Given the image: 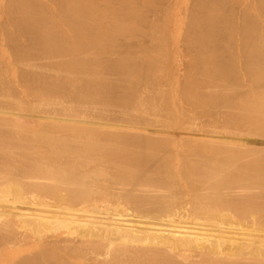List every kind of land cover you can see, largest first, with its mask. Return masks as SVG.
<instances>
[{"label": "bare ground", "instance_id": "bare-ground-1", "mask_svg": "<svg viewBox=\"0 0 264 264\" xmlns=\"http://www.w3.org/2000/svg\"><path fill=\"white\" fill-rule=\"evenodd\" d=\"M31 1H33V0H31ZM34 1H36V0H34ZM42 1H44V0H42ZM76 1H77V3L79 2L78 0H76ZM104 1L106 3V0H104ZM110 1H112V0H110ZM119 1L120 0H118V2ZM130 1L133 2V0H130ZM138 1L141 4L140 0H136L135 2H138ZM145 1H147V0H145ZM185 1H183V3ZM211 1H209L208 3L211 4ZM213 1H212V3H215ZM238 1L241 2L240 0H238ZM0 2L2 3L1 0H0ZM13 2H15V1L13 0ZM16 2H17V4H19L18 0H16ZM26 2H27V0L25 1V3L23 2L24 4H21L22 0H20L21 7L23 5H26L24 8L25 12L29 11V10L26 11V8L30 7V5L27 6L28 2L27 3ZM44 2H48V4H49V1H44ZM52 2L54 3L53 0H52ZM72 2H73V0L70 1V4ZM81 2H83V1H81ZM85 2H87V4H88V0L84 1V4H86ZM120 2H119V5H120ZM151 2H154V1L151 0ZM157 2H158V0H157ZM157 2H155V4ZM166 2L167 1H165L164 3L165 4L169 3V1L167 3ZM170 2H171V5H173L172 1H170ZM174 2H176V1H174ZM196 2L197 1H195V3ZM236 2H237V0H236ZM239 2H237L238 3L237 7L239 6ZM250 2L255 3L254 1H250ZM3 3H2V5H3ZM5 3L7 4L10 2L8 0L6 2V0H5ZM5 3L3 6H6ZM35 3H37V2H35ZM58 3H59V1H58ZM74 3L76 4V2H74ZM90 3H91V1L89 2V4ZM92 3L94 4V3H96V1L92 2ZM99 3H101V2L99 1ZM107 3H108V1H107ZM122 3H124V1H122ZM127 3L129 4L128 0H127ZM145 3H147V2H145ZM159 3H158V5H159ZM180 3H177L176 9L178 7L180 8V5H179ZM208 3H206V4H208ZM217 3H218V0H217ZM222 3H223L222 9H225L224 5L226 4V6H227L228 4L225 2H222ZM231 3L236 5L234 3V1L233 2L231 1ZM40 4H41V2L39 4L37 3V5H36L37 7L34 9H37ZM63 4H65V2ZM75 4H73V6L75 8L77 7V5H81V3H78L77 5H75ZM93 4H91V5H93ZM102 4H104L103 1H102ZM106 4H105V6H107ZM112 4H114V6H115V1L114 2L112 1L109 5H112ZM142 4H144V3L142 2ZM198 4H196L197 7H199ZM10 5L12 6L13 4L11 3ZM51 5H50V7H52V9H53L54 6H51ZM66 5H64V6L62 5V6L65 8ZM116 5H118V3ZM134 5L137 6V3ZM160 5H161L160 8L163 10L162 2ZM184 5L186 8L188 6V13H190L191 12L190 9H192L194 7V6L189 7V5L186 6L185 3L183 4V7H184ZM209 5H208V9H209ZM234 5L231 6V8L234 7ZM254 5H256V4H254ZM257 5H258V3H257ZM3 6H2L1 10L4 12ZM15 6H13V7H15ZM57 6H60V5L58 4ZM57 6L55 5V7H57ZM87 6H88V8L90 7L89 5H87ZM95 6L98 7L97 3ZM114 6H113V9L114 8L116 9L118 7V6L117 7H114ZM123 6H126L125 3ZM130 6H132V5H130ZM163 6H165V5H163ZM173 6H175V5H173ZM203 6H204V3L202 4V7ZM216 6L217 5H215V7ZM245 6H247V3L245 4ZM249 6L250 5L248 4V7ZM262 6H264V5H262ZM8 7H10V6H8ZM21 7L19 6L18 11L22 10V9H20ZM61 7L59 9H61ZM66 7H68V6H66ZM74 7H73V9H75ZM86 7L80 6V9L81 8L85 9ZM102 7H104V5H102ZM132 7L135 8V6H132ZM152 7H153V10H150L151 7L149 8V6L146 7V10H147V8H149V11H151V12L155 11L156 12V10H154V5ZM169 7H171V6H169ZM204 7H205L204 9H206L207 6H204ZM248 7H247V9H248ZM5 8H7V7H5ZM40 8L43 10L44 6H43V8L42 7H40ZM64 8H63V10H64ZM69 8H68V10H69ZM88 8H86L85 10L88 11ZM91 8L94 9V7H92V6H91ZM91 8H89L90 11H91ZM107 8L108 7H106L105 9L107 10ZM109 8H110V9H108V10H110L109 13L111 12L110 14H112L113 10L111 9V6ZM133 8H131V10ZM157 8H159V7H157ZM166 8H167V6L165 7V9ZM8 9L9 8H7L6 10L8 11ZM27 9H29V8H27ZM105 9H102L101 11L104 10L103 12H105ZM121 9H123V8H121ZM126 9L124 10L125 12H126ZM128 9H130V8L128 7ZM139 9L142 10L141 8H139ZM144 9H145V7H144ZM171 9H173V8H171ZM176 9L174 8V10H176ZM200 9L202 10V8H200ZM210 9L211 10L213 9V11H214L215 8H212V6H211ZM218 9H220V8H218ZM252 9H253V7H252ZM262 9H264V8H262ZM1 10H0V15L2 16ZM46 10H47V8H46ZM49 10H50V8H49ZM53 10H55V9H53ZM75 10H77V8ZM75 10L71 9L70 12L71 13L74 12V14H76ZM96 10H97V8H96ZM119 10H118V12H119ZM158 10L159 9H157V11ZM194 10H195V8H194ZM232 10H230V12L235 11L234 9H232ZM239 10L241 11V7ZM254 10H255V8H254ZM258 10H260V9H258ZM11 11H15V10H11ZM39 11H41V10H39ZM50 11H49V13H51ZM65 11H67V10H65ZM90 11L87 12V13H89V14H86L87 16L84 15L85 11L79 12L82 15H84L86 18H84L83 16L81 17V14L77 15V14H79V13H77L76 15L78 17L80 16L79 21L82 20V19L80 20V18H84L85 21L87 19L86 22H88L89 19H90V21H92L93 17H94L93 15H95L96 13L99 14L100 10L99 11L97 10L98 12L96 11V13H94L95 10H93L94 14H91L92 12H90ZM101 11H100V13H101ZM121 11H123V10H121ZM133 11H134V9H133ZM133 11H130V12L133 13ZM149 11H147V12H149ZM171 11H172V15H173V13H175V12L173 10H171ZM203 11L204 10H202L201 12H203ZM240 11L238 12V14L240 13ZM243 11L241 12L242 14H243ZM255 11H257V10H255ZM261 11H260V14H261ZM29 12H27V13L29 14ZM36 12H38V10ZM36 12H35V14H36ZM54 12H56V11H54ZM106 12H108V11H106ZM125 12L124 13L119 12V14L122 13V15L120 16L121 17L120 19H122L125 16V14H127L129 11H127V13H125ZM134 12L137 13L139 11L135 10ZM184 12L185 11L183 8V14H184ZM198 12H199V10H198ZM198 12H196L197 15H198ZM221 12H222V10H220V13ZM223 12H224V10H223ZM223 12H222V14H223ZM225 12L228 13L229 11L228 12L225 11ZM235 12H237V11H235ZM262 12H264V11H262ZM22 13H24V12H22ZM43 13H45V10L43 11ZM49 13H47V15ZM60 13H62V11ZM194 13H195V11H194ZM207 13H204V14L206 15ZM12 14L13 13H11V15ZM19 14H20V12H19ZM56 14H57V12H56ZM58 14H59V11H58ZM98 14L96 15V19L98 17L97 20H99L101 18V15L100 14L98 15ZM119 14H117L116 18L119 17L118 16ZM135 14L133 13L134 16H135ZM151 14L153 15V13H151ZM151 14H149L150 17L152 16ZM165 14H167V13H164V15ZM209 14H212V13H210V10H209ZM229 14L230 13H228L227 15H229ZM245 14L246 13L244 11V15H241V16H244L246 18ZM248 14H246V15H248ZM257 14H253V15H255L254 18L256 17ZM6 15H8V14H6ZM31 15H33V14H31ZM31 15H28V17ZM39 15H40V13H39ZM44 15L47 16L46 13ZM44 15H42V16H44ZM67 15L69 16L71 14L67 13ZM67 15H65V16L68 19ZM106 15L107 14L105 13L104 16L107 17ZM114 15H116V11H115ZM133 15H128L127 18L126 17L123 18L122 21H124L125 23H123L122 21H119L118 19H117V21L115 20V22L113 21V24L116 22H117L116 24H118V22H120L119 26L118 25L114 26L112 24V27H110L111 26L109 23L110 20L108 18L106 19V22H102L100 20L102 23L109 25L107 28H106V26H105V28L99 27L102 29H106L105 32L110 30V29L112 30L113 27L114 28L117 27L114 30L116 32L119 31L118 33H120V29H121L120 27H122V28H124V32L122 30V33H125V34H121V33L117 34L115 32L114 33L115 36H113L112 34L114 31L113 32L111 31V33L108 34V35H111V36H109L108 39H107L108 35H105L106 37H103L105 39H101L100 36H102V34L100 36H98V34H97L98 37L95 36L93 38L96 40L97 39L99 40V37H100L101 42L104 43V42H108L107 40H109L111 37L112 38L114 37L113 45H115L114 44L116 42L115 40L119 39V37H121V35H123L122 40H124L123 37L126 36L125 31L127 30L128 27L130 30H132V35L135 34L134 32H136V31L133 32L132 28L139 26L138 21L141 20V17L137 16L136 18H140V20L139 19L135 20V21L130 20L131 21V23H130L128 18L130 16L133 18L134 17ZM137 15H141V14L138 13ZM160 15L162 18V14H160ZM167 15L169 17V13ZM167 15H165V16L167 17ZM192 15H194V14H192ZM197 15H196V17H197ZM200 15H201V13H200ZM231 15L232 14H230V16H229L230 18H232ZM234 15L235 14H233V18H234ZM261 15L263 16V14H261ZM17 16H18V14H17ZM19 16H20L19 18L21 19V17L23 15L22 16L19 15ZM42 16H38V17H42ZM61 16L63 17L64 15H61ZM65 16H64V18H65ZM88 16H90L91 18L89 17V19H88ZM99 16H100V18H99ZM143 16H145V15H143ZM181 16L183 17V15H181ZM184 16H185V14H184ZM209 16L210 15L207 16L208 17L207 20L205 19L207 22L211 17V16L210 17ZM220 16L224 17V15H220ZM48 17L49 16H47L46 18H48ZM51 17H49V18H51ZM54 17H55V15H54ZM76 17H73L72 19H74ZM102 17H103V15H102ZM157 17L158 16H156V19H157ZM168 17L167 18L164 17L165 20L168 19ZM202 17H204V16H202ZM223 17H222V19H223ZM237 17H238V15H237ZM244 17H242V18H244ZM3 18H5V17H3ZM6 18H7V16H6ZM10 18H11V16L8 17V20L7 19L6 20L9 21ZM19 18H18V20H19ZM26 18H27V16H26ZM34 18H35V16H34ZM64 18H61V19H64ZM116 18L114 17V19H116ZM132 18H130V19H132ZM144 18H146V17H144ZM144 18H142V20ZM152 18H153V16H152ZM152 18H151V20L153 21ZM161 18H160V20H162L164 22V20ZM174 18H175V16H174ZM176 18L178 20L179 17L176 16ZM176 18L175 19L172 18V20H171V21H173L172 24L174 22H176V24L179 22V20H178V22L176 21ZM183 18L182 19L179 18V19L181 21L186 19V17H185V19H183ZM204 18H206V17H204ZM204 18H202V19H204ZM233 18H232V20L234 21ZM262 18H264V16ZM12 19H14V17ZM12 19H11V21H12ZM22 19H23V17H22ZM44 19L42 18L40 20L43 21ZM51 19L54 20V18H51ZM58 19H57V21H58ZM94 19H95V17H94ZM110 19L114 20L113 17H111ZM125 19H126V21H125ZM198 19H199V16H198ZM200 19H199V21H197V18H196V21L200 22ZM215 19H216V17H215ZM215 19H213L214 22H215ZM239 19H241V17H239ZM257 19H256V21L261 20V16L259 17L258 20ZM25 20H27V19H25ZM142 20L140 22L141 24H142ZM144 20H147V19H144ZM160 20H158V21H160ZM187 20L188 19H186L185 21L187 22ZM217 20H220V19L217 18ZM44 21H46V20H44ZM47 21H49V20H47ZM64 21H66L64 23L70 22V20H64ZM93 21L91 22L90 25H92ZM100 21H99V23H101ZM167 21L168 20H166V22ZM201 21H203V20H201ZM210 21L213 22L212 20H210ZM220 21H216V23H218ZM229 21H230V19H229ZM244 21H247V19H245ZM4 22L6 24V21H3V23ZM15 22H17V20ZM30 22H31V19H30ZM34 22H35V20L33 21V23ZM37 22L42 24V22H40L38 20H37ZM52 22L50 20V23L49 22H44V23L50 24L49 28H52L53 26H56V24H55L51 27ZM71 22H73V23H69V24H74L73 20H71ZM127 22L130 23L131 26H132V22H136V23H138V25L133 23V25L135 27L130 28V24L128 26L126 25ZM144 22L145 21H143V23ZM207 22H202L201 27H203L202 25H204V23H206V25H207ZM226 22H228V20L225 21V23ZM0 23L2 24V20H0ZM9 23L10 24L7 23L8 25H5V24L4 25L8 27L9 25H11V22H9ZM77 23L80 24L81 22H77ZM95 23H96V20L94 21L93 24H94V27L97 28L98 25L95 26ZM147 23H150V22L147 21ZM154 23L156 25V22H153V24ZM160 23L161 22H159V24ZM182 23L180 24L181 26H182ZM193 23H191L192 24L191 29L193 26L196 25V23H194V25H193ZM237 23H238V20H237ZM246 23H247L246 27L248 28V26H249L248 22H246ZM18 24H21V26H22L23 22H21V23L18 22L17 26H18ZM58 24H59V21H58ZM63 24H62V26H63ZM122 24H124L125 26H122ZM159 24H157V26H159ZM167 24H165V25L167 26ZM176 24H173L172 26L176 27ZM220 24H222V23H220ZM220 24H216V27ZM226 24L229 25L228 23H226ZM254 24L256 25V23H254ZM259 24H260V22H259ZM2 25H0V26H2ZM15 25H16V23H15ZM26 25H27V23H26ZM64 25H66V24H64ZM85 25L88 26L87 24H85ZM90 25L87 29H89V32H90V30L93 29V32H94V27L93 26L91 27ZM147 25H144V27H146L147 29H152L151 26L149 27L150 24L148 25L149 28L147 27ZM151 25H152V23H151ZM165 25L164 24L162 25V23H161L162 27L163 26L165 27ZM177 25H179V24H177ZM210 25H212V24H210ZM231 25H233V24H231ZM238 25H236L237 28L239 27ZM251 25H253V23ZM36 26H37V24H36ZM45 26H47V25H45ZM60 26H61V24H60ZM60 26H58L59 29L61 28ZM78 26L83 27L81 24ZM172 26H171V28H172L171 30L173 31ZM197 26H198V24H197ZM243 26H245V25H243ZM2 27H4V26H2ZM9 27H11V26H9ZM31 27H32V25H31ZM58 27H57V29H58ZM69 27L71 29V26H69ZM90 27H91V29H90ZM139 27L137 28L139 30H137L135 28L137 30L136 34L138 33V36H140L141 34L145 35L144 32H146L147 29H144V27H142L141 30L144 31L142 33ZM168 27L169 26H167L166 28L169 29ZM178 27H180V26H178ZM189 27L190 26H188V28ZM199 27H200V23H199L198 28H196V30H198ZM226 27H228V26H226ZM229 27H232V26H229ZM38 28H40V27H38ZM44 28L46 29V27H44ZM62 28H64V26ZM77 28H79V27H77ZM215 28H214V30H215ZM222 28H224V27H222ZM247 28H246V30H247ZM253 28H255V27H253ZM259 28L261 30H263V28H261V26H259ZM1 29H0V36L2 33ZM5 29H6V27H5ZM5 29H3V30H5ZM14 29H12V31ZM19 29H21V27H19ZM24 29H28V31H30L29 29H31V28L30 27L29 28L24 27ZM64 29L66 30V28H64ZM85 29H86V27H85ZM102 29L101 30L99 29L100 33H101V31L102 32L104 31ZM182 29L183 28L181 27V31H182ZM208 29L212 30V27H210ZM232 29H233V27H232ZM232 29L229 28V30H232ZM33 30H37V29L34 28ZM38 30L35 32H38ZM79 30L81 32V29H78L75 31H73L71 29L73 35H76V33L74 34V32H79ZM187 30L188 29H186V32H188ZM189 30H190V28H189ZM194 30H192V31H194ZM201 30H202V28H201ZM204 30H205V28H204ZM261 30H260V33L262 32ZM8 31H11V30L8 29ZM14 31H16V30H14ZM17 31H16V33H17ZM40 31L43 32V30H39V33H41ZM48 31H50V29ZM138 31H140V34ZM152 31H154V30H151L150 32H152ZM156 31H158V29L151 33L153 39L156 38V37H154L155 34L156 35L158 34V33H156ZM162 31L163 30H161V27H160V32H162ZM176 31H179V33H180V30L177 29ZM176 31L174 33L177 36L178 34H176L177 33ZM202 31L198 30L200 37L201 36L205 37L204 36L205 34L208 35L207 33L211 32V31H209V32L204 31L206 33H204V32L202 33ZM45 32H46V30H45ZM82 32L85 35L86 32L84 31V29ZM82 32L80 33L81 34L80 36H82ZM93 32L92 33L87 32V33H88V35L89 34L92 35ZM96 32H98V31H95V33ZM128 32H130V31H128ZM150 32H149V34H150ZM160 32H159V34H160ZM167 32H166V34H167ZM171 32L169 31L170 34H172ZM186 32H184V33H186ZM198 32H195V34L196 33L198 34ZM219 32H220V30H219ZM235 32H236V28H235ZM7 33H9V36H10V32H7ZM7 33L5 32L4 34H7ZM25 33L23 32V34H25ZM51 33H53L52 30H51ZM169 33L167 35H169ZM211 33H213V32H211ZM223 33L224 32H222V34H221L222 36H223ZM231 33H232V31H231ZM239 33H240V31H239ZM239 33H238V35H239ZM253 33H255V31ZM23 34H21V35L23 36ZM27 34H29V33H27ZM46 34H49V33H46ZM64 34H65V32H64ZM103 34H104V32H103ZM130 34H131V32H130ZM146 34L149 35L148 33H146ZM180 34H182V32ZM189 34H190L189 36H191V33H189ZM195 34H194V36L197 35V34L196 35ZM202 34H204V35H202ZM218 34H220V33H217V38H218V36L221 37V35H218ZM225 34L226 33H224L223 37H225ZM12 35H14V34H12ZM31 35L33 36V34H31ZM39 35L37 33V37ZM52 35L54 36V34H52ZM56 35H57V31H56L55 36ZM61 35L62 34L59 35L60 37L58 39L61 38ZM88 35L87 34L85 35L87 37L85 40L84 39H81V40L84 42L87 39L91 41V37H89L90 38L89 39ZM93 35H95V34H93ZM117 35H119V37L115 39V37H117ZM132 35L130 37L129 34H127L126 37H128V38L130 37V38H129V40L127 38H125V40L127 39L128 43H130L129 41H131V38L134 37V35L133 36ZM162 35L161 34H160V36L158 35L159 38ZM184 35L186 36V34H184ZM192 35H193V33H192ZM199 35H197L198 42H200L199 41L200 39L198 38ZM246 35L247 34H245V36ZM26 36H28V35H26ZM26 36H23V37H26ZM69 36H68V38H70ZM135 36H137V35H135ZM149 36H151V35H149ZM187 36H188V34H187ZM10 37L13 38L12 36H10ZM19 37H20V34H19ZM19 37H17V38H19ZM34 37H32L33 41L36 39V38L34 39ZM42 37H44V36H42ZM74 37L72 36L71 39ZM214 37H215V35H214ZM214 37L213 38H212V36L210 37L211 42H212V39L214 42ZM226 37H229V34ZM242 37H244V36L240 37L241 40H242ZM250 37H249V40H250ZM258 37H259V33H258ZM22 38H21V43H23ZM66 38L67 37H65V39ZM77 38H78V36L75 37L74 39H77ZM112 38L110 39L111 41H112ZM140 38L138 37V39H140ZM194 38H196V37H194ZM217 38H215V40H217ZM236 38L234 36V40H236ZM46 39H48V38H46ZM54 39H57V38H54ZM62 39L63 38H61V40ZM134 39L137 40V38H135V37H134ZM142 39L143 38H141V40ZM149 39H151V38L149 37ZM229 39L231 40L232 38L229 37L227 40H229ZM244 39H246V38H244ZM260 39H261V37H260ZM5 40H6V38H5ZM26 40H28V39H26ZM30 40H31V38H30ZM37 40H38V38H37ZM37 40H35L34 42H36ZM49 40H50V36H49ZM49 40H46V41H49ZM66 40H62V41H66ZM78 40L80 41V38H78ZM78 40L75 41L76 45H77L76 42ZM88 40L86 41V44L88 46L85 45L83 47L86 48V46L90 47V46L94 45L92 48H88V49H91V50L93 49L92 51L94 52V47H95L96 51L94 52V54L98 55V53H97L98 52V50H97L98 46H96L97 42L94 41V42H96L95 43L96 45H95L94 42L91 41V42H93L91 45L90 41H88ZM165 40L166 39H164L163 41L166 42ZM207 40H209V39H207ZM262 40H263V38H262ZM262 40H260V41H262ZM18 41L16 43L14 42L12 44L13 45L14 44L16 45L17 43L20 44V42H18ZM38 41L40 42V40H38ZM41 41H42V39H41ZM58 41H60V40H58ZM67 41H70V40L68 39ZM71 41H73V40H71ZM79 41H78V44H79ZM111 41L109 42L110 48L108 47L107 43H104L108 47V54L103 53V55L101 54L102 56H100V55L95 56V57H97V61L92 59L94 56L92 57L91 55H94V54H85L86 50L85 51L83 50L85 53H82V48H83L82 44L83 43L80 44V46L77 45L78 47H81V50H80L81 53L78 51L79 54L77 53V55H76V53H74L75 49L74 50L72 49L73 51H71V49L68 50V52H71V53L73 52V54L76 55V57H77L76 58V57H74L75 55L74 56L68 55L70 53H68L67 54L68 56H67L66 55L67 51L64 50L63 47H61V45H63L62 43H61V45H59L60 42H58V45H59L58 48L61 47L62 51L63 50L65 51V52L63 51L64 53L62 55H59V53L61 52L60 51L58 53L59 56L58 57L56 56V54L58 52V48L55 49V50H57V52H56V51H54L53 47H56L57 45H53V47H52V51L54 53L56 52L55 57H54V54L52 56L50 55L51 53H53L52 51L48 52V53H50V54H48V55H50V58L51 57H54V58L50 59L49 57L46 58V56H47L46 54H45L46 56L42 55L45 58V60L49 59V61H51V63L53 62L51 64L49 61L46 60L48 63H50V66H51L50 68H49V65L46 66L48 64L46 62H45L46 63L45 65H43L44 64L43 62H42V65L41 64H35V63L41 61V59L43 57H41L39 60L32 59L33 61L36 60L35 63H33L31 60L30 61L26 60L24 62L26 56H25V58H22L21 61L19 60L20 62H18V57H19L18 54H17L18 57H16L17 60H16V58H13V57H12L13 58L12 60L11 59L10 60H7V59L4 60L3 56H2V59L0 58V75L3 74L4 71L6 73V70H8V68H10L11 73L14 72V70H13L14 66L13 65H15V69H16L17 63L18 64L20 63L19 65H21V62H23L22 63V64H24L23 67H21L22 65L17 66V68L20 67L22 69V68L26 67V63L32 62L31 65L27 64L29 66L28 70H31L32 68H34L33 67V65H34L36 67L34 69L38 68L37 70L40 69V71H42V72L44 71L45 73L43 72L44 74L42 76L39 75L40 78H38L39 80L41 79V81H39V82L40 83L42 82L43 84H40L37 82V85L40 84V85H44V87H47V88H45V90L43 88V91H42V89L39 88L40 85H38L39 89L34 85L37 88V90H36V88L32 87V90H33L32 91L30 88L29 90H31L33 92L31 94V93H28L29 91H27L25 89V91H27V92H26V94H24L25 92L23 93L24 90L22 88L24 86V84L22 86V83L20 84V82L18 81L19 85L22 86V87L19 86L22 89V90H20L18 88V86H16V84H18V83L13 82L14 80H10V82H6V84L10 83L14 87H16L19 90V91L18 90L15 91V92H17V94H15V93L11 94L12 92L8 93V91H10V90L5 89V88H3V89H5V91L8 90L7 92H4L5 94H2L3 92H0V95L2 94L0 96L1 97L0 100L1 99L3 100V98H4V101H7V102L3 101L4 103L2 102V104H0V264H264V90H262L264 88V85L260 84L263 86V87L262 86L260 87V85L257 84L256 88L259 87L258 92H257V89H255V91H253L254 89L251 88V83H253V82L254 83H264V56H263L264 54H262L264 52L263 51L264 50L263 42H261L263 45H260V46H258V45L253 46V44H254V43L252 44L253 41H250L252 44V45L249 44L250 46L235 47L234 46L235 44L233 41V44H234L233 46H225V45L223 46V44H221V45H219V47H217V46L215 47L214 44H216L217 43L216 42L213 44L212 48H209L213 51L219 50V52L221 50H223L226 53V54H221L222 53V51H221V53H219V54H212V55L210 54V55H208L209 57H211V56L212 57L213 56H218V57L220 56L221 57V56H225V55L231 56V57H229V58L227 57L223 61L224 64H221V63L219 64L223 69L220 68V70H222V71H221L220 75L217 73V78L219 75V77L222 80L219 79V81H218V79L217 78L215 79V77H214L215 80L213 79L214 80L213 84L215 85V81H218V82L221 81L222 83L220 85L218 84L220 86V88L218 87V85L211 86V87L209 85L211 90H209L207 92L208 95L205 97L207 99L204 100L205 101L204 106L202 107L201 110H199L200 111L199 114L201 116L202 115L201 113L204 112L203 111L204 109H206V111L208 110V112H211V109H214V110L216 109L215 111L213 110L214 113L218 114V116H219V114H222L223 118L225 117L224 120L225 119L229 120L230 118H232V116L234 117L233 114H232V116H230V114H231V111H229L230 109L232 111L236 110V109H238L240 111L239 108L232 109L234 106V103L233 104L231 103L232 102L231 100L237 98L236 94L239 95L240 91H241L240 88L243 87L240 84V82H242V81H240V77H238L237 74L234 75L237 59L235 60L236 57H232V56L240 55V53L238 54L236 51V50H240V49L242 51L243 50L244 51L249 50V52L250 51L251 52H253V51L262 52L261 53L262 57L258 56V57H260L258 59L256 56V59L260 60L259 64L255 63V65H254L252 63L254 61H251V62L249 61L250 63L249 64L247 63L248 67H246L247 64L244 63L245 59L244 60L242 58L240 59V61L241 60L243 61V65H241V64L240 65L243 66V68L246 67L245 71H246V69H248V72L250 71V73L244 71V75H245V73H247L245 80L250 79L251 83H250V81L247 80L250 84V86H249V84H247L246 81H245L246 83L244 82L245 84H247L246 88L248 86L247 89L245 88L246 90H248V93L246 92L247 94H244L243 90H242V93L240 94L241 97L243 95H245L244 96L245 98L244 97H243V99L241 98L243 101L242 100L240 101L241 102L240 106L243 108L242 111L244 113H243L242 119L238 120V121H241L242 122L241 124L244 125L243 124L244 122L246 123L248 120H251L252 118L254 120L255 117H259L257 120L251 122V123H254L252 125V127H254V128H252V127L250 128V126H249L250 124L246 123V124H248V126H247L248 128L246 127V125H244V128L241 127V129H240L239 126H241V125H240V123L237 122L239 124V126H237L238 128L236 126L232 125V126L237 128V129L235 128L234 130L232 128V131L226 130V129H229L228 127H226V129H225V127H223L224 129L217 127L219 130L221 129L223 132H224V130H226V132L221 133V130L220 131H218V129L216 130L215 125H214L215 129L212 128L211 126L210 127L207 126L208 123H210L209 125H211V120L208 123L206 122V120H208V118L210 116H212V115H210V113H209V117L205 118V120L203 119L202 122L198 121L199 118H194L193 116H190V121H187V119H186L188 117V115H187V117H185V119H186L185 121L187 122V123L186 122L185 123L187 125L185 124L184 129L182 128L179 132H177L175 129H166V128L172 127V123H171L172 120L171 121L169 120L170 118H172V116H170V114H168L171 111H169L166 108L167 105L166 106L164 105V107L162 105L163 103L161 105H158V104H156L157 103L156 101L151 100V98H148L145 95L143 97H146V99H148V101L145 105V107L148 105L147 108L143 107V104L145 103V102H143V100H141L143 102V104H142V102H141V104L139 103L140 97H138L139 102L137 101L139 103V105H138V103H135V100L137 98L136 99L133 98V100H134L133 103L135 105H137V107L136 106L131 107L130 105L132 103H131V101H129V103H131V104H129L127 102L126 106H127V104H129L128 108H127L124 105V100H122V98H121V102L123 101V105L125 107L120 102V99H118L119 102L116 100V98L118 97L116 95H119V94H116L115 91H112L115 93V95H113V96H116L113 99H115L117 101V103H116V101H114L115 104H113V106L116 107V104L121 103L122 107H124L126 109L124 110V108H119V109H122L123 111H121L119 109L117 110V107L121 106L120 104L117 105V107L115 108V107H112V104L110 105L107 102L106 103L107 105L104 104V106L109 108L107 111V114L106 115L103 114L104 117H102V115L101 116L98 115L100 117L96 116L97 112L99 110L102 113H105L104 112L105 110H101V108H100V107L105 108L103 105H101L104 102L100 104V102H102L100 97H102V96L103 97L105 96V98L107 97L105 95V93H104V95H100L98 97L97 92L100 91L99 83H98V85H99L98 90L99 91L96 92L97 89L95 88L96 89L95 90L93 87V86H95V84L92 83L93 80L95 78H96L95 80L98 79L97 78V75H98L97 71L98 70H96L97 67L100 69V66L101 67L103 66V68H101L103 70L100 69V71H102V72L98 71L100 73L98 76L100 78L104 77L103 79L106 78L107 81L109 80L112 83V85L114 86V88H115V85H117V84L120 87H122L124 84L130 83L131 86L132 85L137 86L136 89L142 88V90H146V93H148V91L151 92V94H152V92H153V94L154 93L155 94L160 93V96H159V98H160L162 96L161 86L163 84V83L161 84V82L164 78H162V77L160 78L159 75L151 73L152 71H150V70L152 68L154 69L156 67L155 69H157V71L159 72V70H161V68L163 69L162 64L163 63L165 64V62L161 63L160 61H166L168 59V61L170 62L169 58L172 55V53H170L171 55L169 56V58H166V60H163V57H164V59H165V56L167 57V55L164 54L167 51L164 52L162 49H159V51L162 50L164 53H163V57H161L162 54L159 53L161 56L158 54V56L156 58L159 57V59L160 58L161 59L156 60V61H158L159 64L161 63L162 66H159V68H160L159 69L158 68L159 64L156 61H154V63L156 62V66L154 64L155 67L154 66L152 67V63H151L152 60H150V58L151 59L153 58L154 51L156 54V52L158 51V48H161L162 45H161V47H159L158 46L159 44H157L158 43V41H157L156 43H154V45H155V48H154L153 44H150V46H148L147 44H149V43L146 42L147 40L146 41L142 40L143 42L144 41L145 42L144 43L140 42V43H142V44L147 43L145 45H147L148 48L145 46L146 47L145 50L147 49L149 54L152 52V50H151L152 48L149 49V47L154 48L153 52L149 55L151 57L148 58L142 54L144 56L143 59L145 58L146 60H142V58H141L142 55H141V57L139 56L142 60L143 66L145 65V67H146V69H145L146 71H144L143 69H141L142 63L139 64V66H141V67L137 68V62L141 61V60H138V56H137L138 54L140 55L142 53L141 51H139L140 47H136V48H138L137 50L141 53L137 52V55H135V56L132 55V51H133L132 48H135V47H130L132 49V51H131V49H129V48L125 49V46L127 45V44H125V46L123 48V49L127 50L128 52L130 51L131 55L134 56V58L136 60H138L135 63L133 61V57H130V53H129V57H128V55H127L128 52L125 50L123 51L122 48H121V51H123V53H122V55H120L122 58L118 57V55L121 52L117 48H116L117 51H114L115 49L113 51L115 53L119 51V54L116 53V55H115V54H113L114 53L113 51H110L111 53L113 52L111 54L109 52V50H111L115 47V46L113 47V45L111 44ZM132 41H133L132 43H135V40H132ZM154 41H156V40H153V42ZM187 41H188V39H187ZM220 41H222V40H220ZM220 41H219V43H220ZM8 42H10V39ZM51 42L49 43V45H46V42H45V44L43 42H41V43H43L44 48H45V45L51 47L52 44H54V43L57 44L55 42V40H54V42H52V43ZM66 42H64V44H66ZM123 42H125V41H123ZM164 42H160V43H164ZM207 42L204 44V47L206 44L209 45V41H207ZM226 42H225V44L228 45L230 41L228 43H226ZM245 42L246 41H244V42L242 41V43L244 45H245ZM255 42H256V39H255ZM2 43L3 42H0L1 45H2ZM25 43H26V41H25ZM25 43H23L22 45L24 46ZM28 43H30V42H28ZM67 43L68 44H66V46L67 45L70 46L69 42H67ZM100 43L98 42V44H100ZM125 43H127V42H125ZM171 43L174 44L173 41ZM178 43H180V42H178ZM201 43L202 44L204 43V42H202V39H201ZM240 43L241 42H239L238 44H240ZM38 44L39 43H37V45H36V43H34V44L31 43V45H33V46L36 45V47L38 46ZM71 44L74 45L73 42ZM89 44H90V46H89ZM104 44L101 43L100 45H104ZM120 44L121 43H119L118 45L120 46ZM185 44L183 46H185ZM188 44H190V43H188ZM118 45L116 44V47H118ZM132 45L134 46L135 44H132ZM138 45H140V44H138ZM166 45H167V43H166ZM180 45H181V43H180ZM193 45L191 47H193ZM6 46H10V45H6ZM19 46L16 45V48ZM40 46H41V44H40ZM68 46H67V48H68ZM121 46H122V44H121ZM174 46H175V44H174ZM196 46H198V45H196ZM24 47L27 48L26 46H24ZM70 47L72 48V46H70ZM73 47H75V46H73ZM101 47L103 48V46H101ZM120 47H118V48H120ZM206 47H207V45H206ZM49 48H47V49L51 50ZM61 48H60V50H61ZM1 49L2 48H0V50ZM4 49H5V47H4ZM9 49H12V48H9ZM13 49H15V47ZM40 49L41 48L39 47V50ZM78 49L76 48V51ZM169 49H171V48H169ZM6 50L4 52H8ZM15 50H16V52L18 51V49H15ZM91 50H89V51L92 52ZM99 50H100V52H99V54H100L102 49L99 48ZM103 50H105V48ZM145 50H143V51H145ZM147 50L145 52H146V55L148 56ZM164 50H168L167 47ZM234 50L237 54L236 53L233 54ZM12 51H14V50H12ZM20 51L21 50L19 49V51L17 53H20ZM169 51H171V50H169ZM199 51H201V50H199ZM205 51H206V49H205ZM213 51H211V52H213ZM227 51H230V53L227 54ZM16 52H14L13 54H16ZM26 52L28 53L29 51L26 50ZM38 52H36L35 55H37ZM42 52H43V50H42ZM103 52H106V51H103ZM124 52H127V53H124ZM135 52L133 54H135ZM173 52H175V50ZM231 52H233V53H231ZM249 52H247L246 54L244 53L243 56H241V57L258 55V54H256V52L254 54L253 53L251 54ZM23 53H24V48H23ZM46 53H47V51H46ZM206 53H207V51H206ZM215 53H216V51H215ZM30 54H32V56H33L34 53H30ZM123 54H125V55H123ZM3 55H5V54H3ZM24 55H26V53ZM35 55H34V58L36 57ZM89 55L92 58L88 57ZM182 55H184V54H182ZM28 56H30V55H28ZM38 56L40 57V54H38ZM61 56H63L62 58H65L67 56V57H69V59L66 57L65 59H67V60L64 59L65 62L63 61V62H61V64H58L59 63L58 58ZM123 56H124V58H123ZM136 56H137V58H136ZM14 57H15V55H14ZM126 57H128V60H130L131 63L126 59ZM186 57H188V56L187 55L185 56V58H184L185 60L188 59ZM212 57H211V59H212ZM220 57L218 58V60L220 59ZM55 58H57V59H55ZM156 58L154 57L153 60H155ZM177 58L179 59L180 57L177 56ZM222 58H224V57H222ZM222 58H221V60H223ZM238 58H239V56H238ZM246 58H248V60H249L250 57H246ZM252 58L255 59V57H252ZM252 58H251V60H252ZM28 59H30V58L28 57ZM180 59L183 60L182 58H180ZM193 59H194V57H193ZM207 59H208V57H207ZM256 59H255V61H256ZM56 60L58 61L57 65H55V62H57ZM194 60L192 62H194ZM198 60H200V59H198ZM248 60H245V61L247 62ZM261 60H263V62ZM215 61L217 62V60H215ZM125 62L127 63V65L125 64ZM186 62L187 61H185V63ZM205 62H206V66H207L208 65L207 61L205 60ZM219 62H220V60H219ZM256 62H258V61H256ZM260 62H262V63H260ZM170 63H172V62H170ZM182 63H183V61H182ZM10 64H12V66H13L12 69L10 67ZM53 64H54V66H53ZM212 64H214V62ZM244 64L246 66H244ZM209 65H210V63H209ZM211 66H213V65H211ZM241 66H240V69H241ZM30 67H32V68L30 69ZM169 67H171V64H169ZM184 67H186V66H184ZM196 67H199V66L197 65ZM203 67H205V66L203 65ZM128 68L130 71H126V73H125L124 70L128 69ZM164 68L166 69V67H164ZM187 68L189 69V71L191 70L190 67H187ZM187 68H186V70H187ZM249 68H250V70H249ZM139 69H141L143 71L140 72L141 70L139 71ZM218 69L219 68H216V70H218ZM11 70H13V71H11ZM23 70H26V68H24ZM167 70L169 71L172 69L167 68ZM183 70L184 69H182V72H183ZM206 70H208V69H206ZM21 71L22 70H20V71L17 70V72H18L17 76L18 77H20L19 75L22 74ZM164 71H162V73H160V74L163 75ZM179 71H181V69ZM196 71H197V68H196ZM199 71H201L200 68H199ZM209 71H210V69H209ZM25 72H24V77H25ZM29 72H28V75H26L27 78H29L32 75V73H35V71L34 72L31 71L30 73ZM153 72L155 73V70ZM5 73H4V75H5ZM11 73H9V75H12ZM15 73L16 72H14V74ZM37 73H38V71H37ZM190 73H193V72H190ZM203 73H204V71L202 72V76L205 77V75ZM205 73H206V71H205ZM236 73H237V69H236ZM6 74H8V73H6ZM157 74H159V73H157ZM180 74H181V72H180ZM188 74H189V72H188ZM208 74H210V72ZM13 75H12V77H13ZM171 75H169V76H171ZM184 75H186V74H184ZM1 76H3V75H1ZM6 76L7 75H5V77ZM17 76H16V79H17ZM33 76H34V74L32 75V78H33ZM163 76H165V75H163ZM176 76H177V74H176ZM243 76H241V77H243ZM12 77H9V78H12ZM35 77L36 76H34V78ZM198 77H200V76H198ZM204 77H201V78H204ZM207 77H209V76H207ZM21 78H23V76H21ZM27 78L25 79V81L27 80ZM0 79L2 80V78H0ZM167 79H168V77H167ZM199 79H198V82H199ZM205 79L210 80L211 78H205ZM238 79H239V81H238ZM8 80H6V81H8ZM18 80H19V78H18ZM21 80H23V79H21ZM101 80H99V82ZM172 80H173V78H171V81ZM3 81H4V79H3ZM3 81H0V82H3ZM30 81H31V79L28 80V83H27L28 87L32 84V82H30ZM36 81H37V78H36ZM168 81H170V78ZM174 81H175V79H174ZM176 81H178V80H176ZM192 81H194V80H192ZM211 81L212 80H210V82ZM23 82H24V80H23ZM89 82L92 83V85H90V87L88 88L87 83H89ZM104 82H106V80ZM196 82H197V80H196ZM203 82L205 83V80ZM210 82L207 81V83H210ZM95 83H97V82H95ZM165 83H169V82H165ZM172 83L173 82H171L170 84H172ZM201 83H202V81H201ZM204 83H203V86L205 85ZM85 84H87V85H85ZM106 84L104 83V85H106ZM174 84H175V82H174ZM127 85H129V84H127ZM176 85H174V86L172 85L173 86L172 89ZM178 85L176 88H179ZM253 85H255V84H252V87H253ZM13 86H11L10 88H12ZM113 86H111V87L113 88ZM131 86H130V88H131ZM165 86H168V84ZM165 86H162V88L163 87L165 88ZM1 87H0V90H1ZM7 87H9V86H7ZM101 87H104V86H101ZM196 87H197V84H196ZM206 87H207V90L210 89L208 86H206ZM213 87H215V88H213ZM216 87L219 88V89L217 88V90H220L218 92L223 93L222 94L223 98L219 99V97H218V99L220 101H217L218 100V99H216L217 96L215 97L213 95V92H212V88L215 90ZM249 87H250V89H249ZM26 88H27V85H26ZM106 88H110V87H106ZM114 88L113 89L110 88V89L114 90ZM116 88L119 89V87H116ZM14 89L15 88H13V90ZM34 89L36 92L38 90H40L41 92L38 91L36 96H34L35 98L32 97V99H31L29 97H31L35 93ZM93 89L97 93V96H94L95 95L94 92L93 93L91 92V91H93ZM124 89H128V88H126L124 85ZM172 89H170V90H172ZM191 89L194 90V92H196V93L198 91L197 90L198 88H196L197 91L193 88V84H192ZM191 89H187V90H190V92H191ZM203 89H205V87H203ZM203 89H202V91H203ZM260 89H261V91H260ZM101 90H102V92L104 91L103 89H101ZM180 90H183V89H180ZM105 91H107V90L105 89ZM120 91L123 92V90H119V93H120ZM132 91L134 92V90H132ZM185 91L186 90H184V92ZM204 91H206V89ZM127 92H129V89L125 93H123L122 96H125V94ZM138 92L140 93V91L137 90V93ZM166 92H168V91L166 90ZM187 92H188L187 94H190L189 91H187ZM6 93H8V94H6ZM27 93L31 96H29ZM90 93H92V95L94 94L93 95L94 97H97L95 99H97V100L100 99L99 100L100 102H98V104H97V101H95V99L94 100L90 99L91 100V102H89L90 108L88 109V107H87L88 102H86V100H83V98L84 97L89 98V96L91 95ZM131 93L132 92H130L128 97H126L127 95L125 97L130 98V97H133L134 95H136L135 94L136 92H135L133 96H130ZM164 93H165V90H164ZM164 93H163V96L168 97V96H165ZM169 93H171V92H169ZM99 94H101V92ZM110 94H113V93H111V91H110ZM140 94L143 95L142 93H140ZM178 94L179 93H177V95ZM192 94H195V93L192 92ZM192 94L189 95V97L192 96ZM204 94H206V93H204ZM248 94H250V95L248 96ZM27 95L29 97H27ZM174 95H176V94L174 93ZM120 96H121V93H120L119 97ZM138 96H140V95H138ZM163 96L161 98H164ZM181 96H182V94H181ZM202 96H204V95L202 94ZM94 97H92V99ZM103 97H102V99H103ZM194 97H196V96L194 95ZM107 98H110V97L108 96ZM157 98L158 97H156V100L158 101ZM164 99L170 100V98H168V99L164 98ZM164 99H163V101H164ZM237 99L239 101L240 98H237ZM129 100H132V99H129ZM189 100H188V102H189ZM199 100H201L200 97H199ZM87 101H88V99H87ZM107 101H109V100L107 99ZM159 101L162 102L161 99ZM8 102H10V103H8ZM125 102H126V99H125ZM148 102H150L152 105L148 104ZM165 102L166 101H164V103ZM189 103H191V102H189ZM254 103H256L259 107L256 108V105L253 106ZM134 104H132V106H134ZM154 104H156V105H154ZM168 104H170V103H168ZM177 104H175V106ZM193 104L197 105V106L193 105L194 107L200 108L198 103H196L195 101L193 102ZM201 104L202 103H200V105ZM13 105H15V106H13ZM99 105H100V107H98ZM149 105H150V109L148 108ZM153 105H154V107H153ZM190 105H192V104H190ZM235 105H238V104L235 103ZM84 106L87 107L88 110H85V111H88L89 113L87 112V114H89V115H87V116L82 115L84 112L80 113L82 111V110L80 111V109H79V111H80L79 113L81 115L80 114H78V115L74 114L75 110L78 111V109H77L78 107L86 109V107H84ZM130 107H131V109H130ZM253 107L258 109V110H255ZM173 108H174V106H173ZM182 108H184V107H182ZM127 109H130V111H128V112H131L130 114H132V113L133 114L130 115L128 113L129 115L125 116V114L127 113ZM193 109L191 108L190 111L188 109V111L193 112L195 110V109L194 110ZM180 110H179V112H181ZM238 110H236V111H238ZM236 111H235V113H236ZM137 112H138V114L139 113H141V114H139L138 116H137V114H135L136 115L135 116L134 113H137ZM173 112H175V111H173ZM189 112H185L184 114L189 113ZM212 112H211V114H212ZM194 113H197V112H194ZM240 113H241V111H240ZM251 113L253 115H256V116L251 117V115H252ZM98 114H101V113L98 112ZM167 114L170 116L169 118H166V117H168ZM144 115L145 116L149 115L150 117L148 116L147 118H142ZM205 116L203 113L201 118H204ZM238 116H240V115H238ZM191 117L194 118V121H196V119H198L197 120L198 123L193 122L194 124H190V126H189L188 122H191V120H193V118L191 119ZM195 117H196V114H195ZM210 118L212 119V117H210ZM213 118H215V117L213 116ZM220 118L221 119H218V120H220V122H221L222 117H220ZM138 119H140L139 123H138V121H139ZM216 119H214V120H216ZM142 120L144 123L142 122ZM218 120H217V122H218ZM230 120L232 121V119H230ZM236 120H237V118L233 119L232 124H236V123H234V122H236ZM163 121H166L168 123L170 122L171 124L165 123ZM175 122H176V119H175ZM177 123H175V124H177ZM179 123H180V121H179ZM223 123H224V121H223ZM223 123H220V124H223ZM218 126L220 127V125H218ZM229 126H230V123H229ZM24 128H27L28 132H26V130L25 131L22 130ZM28 129H30L31 131L32 130H35V131L32 134V132H30V130H28ZM148 129L151 131H148ZM42 131L43 132L45 131L44 134ZM21 132H23V133H21ZM36 132H39V133L42 132V134L37 133V138H36V135H35ZM28 133H30L31 135H34L35 138L33 137L34 139L32 140L31 139L32 136L30 137V134H28ZM232 134H234V135H232ZM24 135H26V136H24ZM27 135H29V136H27ZM38 135H41V136L39 137ZM21 136L28 137V139L30 137V139L26 140L24 137L20 138ZM214 136L221 137L222 141L220 139L218 140L217 138L214 139ZM253 136L254 137L256 136V138H258L257 140L259 142H261L262 145L255 146L252 144L253 145L252 146V145L245 144V142H255V139H253ZM208 137H211V138L213 137L214 140L211 139V140H213V141H211ZM205 138H208V139H205ZM216 140H217V142H219V143L222 142V143L219 145L217 144L218 146H216L215 145ZM238 141H241V143L240 142L238 143ZM197 142H199V143L204 142L205 144H201V146H198V144L197 145L195 144ZM211 143H212V145L209 146ZM213 143H215V144H213ZM207 144H209V145H207ZM202 145H205V146H202ZM214 145H215V147H214ZM180 148H182V151L178 152V154L181 155L182 159H180L181 160L180 164L176 163V165H178V166H176L175 161L173 159V155L175 154L176 149H180ZM141 155L144 159H146V161L144 160V162H143L144 165H140L139 162H138L139 164L137 165V161H138L137 158L138 157L140 158ZM133 158L135 160H137V161H135V164H134V165H136L135 167H132L134 165L131 166L129 164V162L132 161ZM127 159H129L130 161L129 160L127 161ZM141 164H142V162H141Z\"/></svg>", "mask_w": 264, "mask_h": 264}, {"label": "rangeland", "instance_id": "rangeland-1", "mask_svg": "<svg viewBox=\"0 0 264 264\" xmlns=\"http://www.w3.org/2000/svg\"><path fill=\"white\" fill-rule=\"evenodd\" d=\"M1 1H2V3H3V2L5 3V0H4V1L1 0ZM8 1H9L10 3H7V4L5 3L6 6H3L4 3H3V5H2V3L0 2V7H1L0 10L2 9V6H3V10H4V12L1 10V14H2V16L0 15V18H1L0 20H2V24H3V25H2V24L0 23V25L4 26V27L0 26V29L2 28V29H1V30H2V33H1V36H0V38H1L2 40L0 39V42H3L2 45L0 44V45H1L0 48H2V49L0 50V58H1V59H2V56H3V59H4V60H5V59H7V60H10V59H11V60H12L13 58H16V57L19 56V57H18V62H20L21 59H22V58H25V56H26L24 62H25L26 60H29V61L31 60L33 63H35L36 60H39V59H40L41 57H43L45 54L47 55V56L45 55L46 58H48V57L50 58V55L52 56L53 54H54V57H55V54H56V52H57V50H55V49H57L58 46L61 45V43L63 44V45H61V47H63L64 50L67 51V52H66V55H67L68 53H70V54H68V55H70V56H72V55L74 56V55H75V54H73V52H72V53H71V52H68V50H70V49H71V51H73V50L75 49L74 53H76V55H77L78 51L81 53V51H80V50H81V47H78V46H80V44H82V43H83V44L85 43L84 45L82 44V47L85 46V45H87V44H86V41H87L88 39H87L85 42L82 41L81 39H84V40H85V39L87 38L85 35H86V34L88 35V33H92V32H93V29L90 30V32H89V29H87V28L89 27V25L91 24V22H92L93 20H94V21L96 20L95 26L98 25L97 28L94 27V24H93L94 21H93L92 25H90L91 27H92V26L94 27V32H93V34H95V35L92 34V35H93V36H92V35L89 34L90 36L88 35V38L91 37V41H93V42L96 41V42H97V45L95 44L96 42H94V44H95L96 46H98V48H97V50H98V52H97L98 55H97V54H96V55L94 54V52L96 51L95 47H94V52L92 51L93 49H92V50H91V49H88V48H92V47L94 46V45H93V46H90V44L92 45V43H93V42H91L90 40H88V41H90V44H89L90 47H87L88 45L86 46V48L83 47V48H82V53H85V52H86L85 54H94V55H91L92 57L94 56L93 58L90 57V55H89L88 57H90V58H92L93 60H96V61H97V57H95V56H99V55L102 56L103 53H104V54H105V53L108 54V47L110 48V46H109V42L111 41L110 39L112 38V37H111L109 40H107L108 42H104V43H107V45H108V47H107V45H105L103 42H101L100 37H101V39H105V38H103V37H106L105 35H108L109 33H111V31H112V32L114 31L112 35L115 36L114 33H115L116 31H115L114 29L117 28V27H115V28L113 27L112 30H111V29H110V30L107 29L108 31L105 32L106 29H102V28H105V26H106V28H107L109 25H108V24L106 25L105 23H102V22H106V19L108 18V19L110 20V22L108 21V22L110 23V25H111L110 27H112L113 21L115 22V20L117 21V19H118L119 21H122L123 18H125V17L127 18L128 15H133V13L135 14L136 12H134V11H135V10H138L139 12H137V13L135 14V16L133 15V16H134V17H133L134 19H133L131 16L128 18L129 22L131 23L130 20H132V21H133V20L135 21V20H138V19L140 20V18H136L137 16H138V17H141V20H142V18L146 17V18H144V19H147V20H144V19H143V20H142V24L140 23L141 20L138 21L139 26H140V27H139V26H138V27H139L140 30H141V28L144 27V25H147V24L149 25V24H150L149 27L151 26L152 29H147L146 27H144V29H147V31L144 32V31L141 30V32H142V33L144 32L145 35H144V34H143V35L141 34L140 36H138V33L136 34V32H137V30H139V29H137V28H138L137 26L135 27V26L133 25V23L136 24V25H138V23H136V22H132V26H131V24L127 22V23H126L127 26L130 24V28L135 27V28L137 29V30H136L135 28H132V29H133V32L136 31V32H134L135 34H133V35H134L135 38H137V40L134 39V37H133V38H131V41H129L130 43H128V40H129V38H130L131 35H132V30H130L129 27H128L127 30H126L125 32H126V36H127V34H129L130 37L128 38V37H126V36L124 35V36H125V37H123L124 40H122V36H123V35H121V37H119V35H117V37H115V39L118 38V37H119V39L115 40L116 42L114 41V42H115V43H114L115 45H113V40H114V37H113V38H112V41H111V44L113 45V47H114V46H115V47H114L113 49L109 50V52H110V51H113L114 49H115L114 51H117V50H116V48H117V49H119V51H120L121 53L119 54V51L116 52V53L119 54L118 57L122 58L120 55H122V53H123V51H124L125 49H127V48L131 49L130 47H135V48H132L133 51H132V49H131V51H132V55L135 56V55H137V52H138V53H141V52H142L140 55H139V54L137 55V56H138V60H141V58H142V60H146L145 58L143 59V57H144L143 55H145V56L148 57V58L151 57V56H149V55L153 52V50H154V48H155L154 43H156V42L158 41V43H157V44H159L158 46L161 47V45H162L161 48H158V51H159V49H162L164 52H165V51H167V52L164 53V52L161 50V51H159V52L157 51L156 54H155V51H154V54H155V55L153 54V58H152V59L150 58V60H152V61H151V63H152V67L154 66V64H155V66H156V62L159 64V62L156 61V60H160V59H161V58L159 59V57L156 58V57L158 56L159 53L162 54V56L159 54L161 57H163V53L167 55V57L165 56V59H164V57H163V60H166V58H169V56L171 55L170 53H172V55H171L170 58H169V59H170V62H172V63H170V62L168 61V59H167L166 61H160L161 63H162V62H165V64H164V63L162 64L163 66L161 65V63L158 65V68H159V66H162L163 69L165 70V71H164V70L161 68V70L164 71V74H163V75H165V76L161 75L160 73H162V71L159 70V72H158L157 69H155V68H156L155 66H154L155 68H154V69L152 68L150 71H152L151 73H153V74L159 75L160 78H161V77L164 78V79L162 80V82H161V84L163 83L162 86H165V85H167V84H168V86L170 85L169 87H168V86H165V88H164V87L162 88V86H161V91H162L161 94H162V96H163V93H164V90H165V93H164V94H165V96H168V97H164V96H163V97H164V98H167V99L170 98V100H169V99H168V100H165L164 98H161L162 96L159 98L160 93H159V94H158V93H156V94L154 93V94H153V92H152V94H151V92H149V91H148V93H146V90H142V88H140L139 86H138V87H139L140 89H136L137 86H134V85L131 86L130 83H127V84H129V85L124 84L125 87L129 89V92H127V93L125 94V96L127 95L126 97H128V95L130 94V92H132L130 96H133L135 92H136V93H135L136 95H134L133 97H130V96H129L130 98H126L125 96H122L123 93H125V92L128 90V89H124V85H123L122 87H120L118 84H117L118 86L114 84V85H115V88H116V87H119V89H118V88L115 89L114 86L112 85V83H111L109 80H108V81H109V82H108L106 78L103 79L104 77H101V78H100V77L98 76V75L100 74L99 72H102V71H100V69L103 68V66H102V67L100 66V69L97 67L96 70L99 71V72L97 71V74H98V75H97V78H98V79L95 80V79H96V78H95V79H94L95 81L93 80V82H92V83L95 84V86L97 85L96 87L93 86L94 89H95V88L97 89V90L95 89L96 92L99 91V90H98L99 85H100V87H101V86H104V87H101V88L99 87L100 91L97 92V93H98V97H99L100 95H104V93H105V95H106L107 97L109 96V97L111 98L113 95H115V93H116V94H119V95H120V93H121V96H122V97H121V96L119 97V95H116V96H118V97L116 98V100L119 102L118 99H120V102H121V98H122V100H124V105H125V106H126V103H127V102L129 103V101H131V103L134 104V103H133V101H134L133 98H134V99L137 98V99L135 100V103H138L139 100H140L139 103L141 104V102H142L141 100H143V102H145L144 104H143V102H142L143 107H145V105H146V103H147V101H148V99H146V97L151 98V100H153V101H156V102H157L156 104H158V105H161V104L163 103V104H162L163 107H164V105H165V106L167 105L166 108H167L169 111H171V112L168 113V114H170V116H172V118H170L169 120H170V121L172 120V121H171V123H172V127L174 126L173 128L171 127V128H166V129H175L177 132H179L182 128L184 129L185 124L187 123L185 120L187 119V121H190V116H193L194 118H199V120L196 119V121L198 120V121L202 122L203 119L205 120V118L209 117V113H210V115H212V116H210V117H212V119L209 117L210 119L208 118V120H206V122L208 123V122H210V120H211V125H209L210 123H208L207 126H209V127L211 126V127L214 128V129H215V126H216V130H217L218 128H221V129H222L223 127H225V129H226V127H228L229 129H226V130H231V131H232V128H233V130H234L237 126H239L238 123H240V125H241V126H239L240 129H241V127L244 128V125H246V127H247L248 124H250L249 126H250V128H251L252 125L254 124V123H251V122H253V121H255V120H257V119L259 118V117H255L256 115H253V114L251 113V114H252L251 117H255V118H254V120H253V118H252L251 120H248V121L246 122V123H248V124H246V123L244 122V123H243L244 125H242V124H241L242 122H241V121H238V120H241V119H242V116H243V113H244V112L242 111L243 108L240 106V105H241V102H240V101L243 99V97H244L245 95L242 94L243 96L241 97L240 94L242 93V90H243V93H244V94H247V93H248V90H246V89L248 88V86H247V88H246V85L249 84L248 81H250V79H249V80L247 79L248 81L245 80L247 73H245V75H244V71H245V68L248 67V64H249L251 61H254V62H252L254 65H255V63H256V64H259V61H260V60H258V59H259L260 57H262V54H264V52L262 53V52H259V51H258V52H259V53H258L257 51H253V52L250 51V52H249V50H247V51H246V50H245V51L243 50V51H242V50L240 49V50H236L238 54L240 53V55H237V56L234 55V56H232V57H236L235 60L237 59V60H236L237 63H236V66H235L236 68H235V71H234V75L237 74V76L240 77V81L243 82V83L240 82L241 86H243V87L240 88V90H241V91H240V94L238 93L240 96L236 94V97H237V98H240L239 101H238L237 98L231 100V101H232L231 103H232V104L234 103V106H233L232 109L239 108L240 111H241V113H240V111H239L238 109H236V110H238V111H236V110H233V111H232L231 109L229 110V111H231L230 116H232V114L234 115V117L232 116V118H230V119H232V121H233V119H236V118H237L236 122H234V123H236L237 125H236V124H232L233 122H232L230 119H229L230 121H229V120H226V119L224 120L225 117L223 118L222 114H219V116H218V114L214 113V111H215L216 109H215V110H214V109H211V112L214 110V111L212 112V114H211V112H208V110L206 111V109H204V110H203V111H204V112H203V113H204V116L206 115L204 118H201V116L203 115V113H201L202 115L200 116V114H199L200 111H199V110H201L202 107L204 106V103H205L204 100L207 99V98H205V97L208 95L207 92H208L209 90H211L210 87H211V86H216V85H218V84L220 85V84L222 83L221 81L218 82L219 79H221V78L219 77V75L221 74V71H222V70H220V68L223 69L219 64H220V63H221V64H224L223 61H224L227 57H228V58L231 57V56H226V55H225V56H221V57L219 56V57H220V59H219L220 62H219V60H218V58H219L218 56H213V57L211 56V57H212V59H211V57L208 56V55H210V54H211V55H212V54H219V53H221V51H222L221 54H226V53H225L223 50H221V51L219 52V50H214V51H213V50H211V49H209V48H212V47H213V44L216 43V42H217V43H216L217 45L214 44L215 47H216V46L219 47V45H221V44H223V46H224V45H225V46H233V45L235 44V45H234L235 47L250 46V45H252L253 43H254L253 46H255V45H256V46H257V45H258V46L263 45V44H264V32H263V31H264V27H263V26H264V22H263V21H264V18H262V17L264 16V12H262V11H264V9H262V8H264V6H262V5H264V0H261V1L259 0L261 3H260L258 0H247V1H246V0H240L241 2H239V1L237 0V2H239V6H238V7H237L238 3L236 2V0H218V3H217V0H214V1L212 0V1L215 2V3H212L211 0H205V1H204V0H199V1H198V0H186V1H185V0H180V1H179V0H165V1H167V2L169 1V3H167V2H166V3H167L169 6H171V7H169L167 4H165V3H164V2H165L164 0H162V1H161V0H158V2H157V0H156V1H155V0H152V1H154V2H151V0H147V1H145V0H140V1H141V4H140L139 1H138V2H135L136 0H133V2H131L130 0H128L129 4L127 3V0H120L121 2H120V1H119V2H120V5H121V6L119 5L118 0H117V1H116V0H112L113 2L115 1V6H114V4L109 5V4L112 2V1H110V0H106V3H107V1H108L107 4L105 3L104 0H94V1H93V0H90V1H91L90 4H89V2H90L89 0H88V4H87V2H85L86 4H84V1H86V0H78V1H79L78 3H81V5H77L78 3H77L76 0H75V1L73 0V2H72L71 4H70V1H72V0H62V1H61V0H57V1H56V0H53L54 3L56 2L55 4L52 2V0H44V1H49V4H50V5L52 4L51 6H54L53 9H55V10H53L52 7H50V5L48 4V2H44V1H42V0H36V1H34V0H33V1H31V0H30V1L27 0V2H28V3L26 2V3H27V6L30 5V7H27V8H29V9L26 8V11L29 10L30 12L27 11V12H29V14H28L27 12L24 11V10H25L24 8H25L26 5H23L24 7H23V6L21 7V5H20V0H18V3H19V4H17L16 0H14L16 3L13 2V0H8ZM11 1H12V2H11ZM25 1H26V0H22V3H21V4H24ZM39 1H40L41 4L44 6V8H43V6L40 4V5L38 6L39 9H38V8H37V9H34V8L37 7V6H36L37 3H38V4L40 3ZM58 1H59V3H58ZM81 1H83V2H81ZM95 1H96V3H97V6H98V7L95 6L96 3H94V4L92 3V2H95ZM97 1H98V2H97ZM99 1H100L101 3H99ZM102 1H103L104 4H102ZM122 1H124V3H125L126 6H123L124 3H122ZM148 1H149L150 3H149ZM170 1H172V4L175 5V6L171 5V2H170ZM174 1H176V2H174ZM181 1H182V2H181ZM183 1H185L184 3L186 4V6H187V5H189V7H193V6H194L192 9L194 10V8H195V10H194L195 13H194V11H193L192 9H190V8H189V9H190V11H191V12H190L191 14L188 13V6H187V8L185 7V5H184V7H183V4H184ZM195 1H197V2L195 3ZM203 1H204V2H203ZM206 1H207V2H206ZM209 1H211V4L208 3ZM219 1H220V2H219ZM226 1H227V2H226ZM231 1H232V2L234 1V3H235L236 5H234L233 3H231ZM250 1H254L255 3L250 2ZM6 2H7V0H6ZM23 2H24V3H23ZM31 2H32L34 5H33ZM35 2H37V3H35ZM51 2H52V3H51ZM60 2H61V3H60ZM62 2H63V3L65 2V4H63ZM74 2H76V4H75ZM142 2H143L144 4H142ZM145 2H147V3H145ZM155 2H157V3L155 4ZM159 2H160V3H159ZM161 2H162V8H163V10L160 8V7H161V5H160ZM180 2H181L182 4H181ZM189 2H190V3H189ZM205 2L208 3V4H206ZM222 2L227 3V4H228V5H227L228 7H227L226 4H225V5H224V8H225V9H222V8H223V3H222ZM243 2H244V3H243ZM262 2H263V3H262ZM11 3L13 4L12 6L10 5ZM14 3H15V4H14ZM44 3H45V4H44ZM98 3H99V4H98ZM117 3H118L119 6L116 5ZM130 3H131V4H130ZM136 3H137V6L134 5V4H136ZM151 3H152V4H151ZM158 3H159V5H158ZM177 3H180V4H179V5H180V8L178 7L179 5L177 6L179 9H178V8L176 9V5H177ZM198 3H199V4H198ZM203 3H204V6H207L206 9H204V8H205L204 6L202 7V4H203ZM246 3H247V6H245ZM257 3H258L259 6L257 5ZM46 4H47V5H46ZM58 4H59L60 6H57ZM66 4H67V5H66ZM69 4H70L71 6H70ZM73 4L77 5L76 8H77V10L79 9L78 11L75 10L76 8L73 6ZM91 4H93V5H91ZM105 4H106L107 6H105ZM192 4H193V5H192ZM196 4H198L199 7H197ZM205 4H206V5H205ZM209 4H210V5H209ZM218 4H219V5H218ZM230 4H231V5H230ZM240 4H241V5H240ZM243 4H244V5H243ZM248 4L250 5L249 7H248ZM252 4H253V5L256 4V5L253 6ZM15 5H16V6H15ZM18 5L21 7L20 9H22V10H19V11H18V9H19V6H18ZM55 5H56L57 7H55ZM62 5H63V6L66 5V6H68V7L65 6V8H64ZM87 5L90 6L89 8H91V6L94 7V9L91 8V11H90V9L88 8ZM102 5H104V7H102ZM108 5H109V6H108ZM127 5H128V6H127ZM130 5L135 6L136 9L133 8V7L130 6ZM139 5H140V6H139ZM141 5H142V6H141ZM146 5H147V6H146ZM153 5H154V10H156V12H155V11H152V12L149 11V8H150V7H151L150 10H153V7H152ZM163 5H165V6H163ZM190 5H191V6H190ZM208 5H209V9H208ZM213 5H214V6H213ZM215 5H217V6L215 7ZM220 5H221V6H220ZM229 5H230V6H229ZM233 5H234V7L231 8V6H233ZM242 5H243V6H242ZM251 5H252V6H251ZM260 5H261V6H260ZM8 6H10L11 8L8 7ZM13 6H15V7H13ZM46 6H47V7H46ZM61 6H62V7H61ZM78 6H79V7H78ZM80 6H81V7H86V6H87L86 8H88V11L92 12L91 14L96 13L97 10H98V11H99V10L101 11L102 9H105L106 7H108V8H107V10L105 9V12H103L104 10L101 11L102 14H101L100 11H99V14L101 15V18H100V16H99V18H100L99 20H97L98 17H97V19H96V15L98 14V13H96L95 15H93V16L95 17V19H94V17L92 16V17H93V20L91 19L92 21H90V19H89L90 16H88L89 21L86 22L87 19H86V21H85L84 18H86V17H85V16H87L86 14H89V13H87L88 11L85 10L86 8H85V9H83V8L80 9ZM100 6H101V7H100ZM110 6H111V9L113 10L112 14H110L111 12L109 13L110 10H108V9H110V8H109ZM113 6H114V7H117V6H118V7H117L116 9H115V8L113 9ZM148 6H149V8H147V10H146V7H148ZM166 6H167V8L165 9ZM200 6H201V7H200ZM211 6H212V8H215L214 11H213V9H212V10L210 9ZM235 6H236V7H235ZM255 6H256V7H255ZM5 7L9 8L10 10L8 9V11H7V10H6L7 8H5ZM12 7H13V8H12ZM31 7H32V8H31ZM40 7H42L43 10H42ZM60 7H61V9H59ZM69 7H70V8H69ZM73 7H74L75 9H73ZM128 7H129L130 9H128ZM137 7H138V8H137ZM142 7H143V8H142ZM144 7H145V9H144ZM157 7H159V8H157ZM240 7H241V11L239 10ZM247 7H248V9H249L250 11L247 9ZM252 7H253V9H252ZM16 8H17V9H16ZM30 8H31L32 10H31ZM46 8H47V10H46ZM49 8H50L51 11L49 10ZM56 8H57V9H56ZM63 8H64V10H63ZM66 8H67V9H66ZM68 8H69V10H68ZM96 8H97V10H96ZM100 8H101V9H100ZM121 8H123V9H121ZM124 8H125V9L127 8V9H126V12L124 11V10H125ZM131 8H133L134 11H133V9L131 10ZM139 8H141L142 10H140ZM171 8H173V9H171ZM174 8H175L176 10H174ZM183 8H184V11H185V12H184L185 16H184V14H183ZM200 8H202V10H204V11H203L204 13H207V12H208V13L205 15L203 12H201L202 10H201ZM218 8H220V9H218ZM228 8H229V9L231 8L230 10L234 9V10L237 11V12H235V11H234V12H230V10H229ZM254 8H255V10H257V11H255ZM58 9H59V10H58ZM71 9H72V10H75V13H76V14L79 13V12H81V11H85V12L87 11V12H86V13L84 12V15H85V16L82 15L81 13L77 14V15H80V14H81V17H82V16L84 17V18H80V20H81V19H82V20L79 21V17H80V16L78 17L76 14H74V12L71 13V12H70ZM82 9H83V10H82ZM92 9L95 10V12H94ZM119 9H120V10H119ZM157 9H159L160 11H159V10L157 11ZM168 9H169V10H168ZM185 9H186V10H185ZM196 9H197V10H196ZM246 9H247V10H246ZM258 9H260V10H258ZM5 10H6V11H5ZM11 10H15V11H11ZM37 10H38V12H36ZM39 10H41V11H39ZM44 10H45L46 15H47V13H49V11L51 12V13H49L47 16L51 17V16L54 14L56 18L54 17V15L51 17V18H54V20L51 19V18H49V17L46 18L47 16H45V15H44L45 13H43ZM48 10H49V11H48ZM65 10H67V11H65ZM80 10H81V11H80ZM112 10H111V11H112ZM118 10H119V12H122V13H124V12L127 13V11H129V12H128L127 14H125V16H124L122 19H120V18H121L120 16L122 15V13L119 14ZM121 10H123L124 12L121 11ZM164 10H165V11H164ZM167 10H168V11H167ZM171 10H173V11L175 12V13H173V15H172V11H171ZM198 10H199V12L201 13V15H200V13L198 12ZM209 10H210V13H212V14H209ZM220 10H222V12H223V10H224L223 14H222V12L220 13ZM238 10L240 11V13L244 10L246 14H248V13H249V14H248V15L245 14V16H246V18H245L244 16H241V15H244V11H243V14H242V13H241V14L239 13V14H240V15H239V14H238V12H239ZM261 10H262V11H261ZM54 11H56L57 14H56V12H54ZM58 11H59V14H60V15L58 14ZM61 11H62L63 14L60 13ZM98 11H97V12H98ZM106 11H108V12H106ZM115 11H116V15H114ZM130 11H133V13L130 12ZM140 11H141L143 14H142ZM143 11H144V12H143ZM147 11H149V12H147ZM180 11H181L182 13H181ZM206 11H207V12H206ZM216 11H217V12H216ZM225 11H227V12L229 11L228 13L232 14V15H231L232 18H233V14H235V15H234V18H233L234 21L232 20V18L229 17L230 14L227 15L228 13H226ZM232 11H233V10H232ZM260 11H261V14H263V16L260 14ZM2 12H3L4 14H3ZM5 12H6V13H5ZM8 12H9V13H8ZM14 12H15V13H14ZM19 12H20V14H19ZM22 12H24V13H22ZM35 12H36V14H35ZM41 12H42V13H41ZM93 12H94V13H93ZM146 12H147V13H146ZM150 12L153 13V15H152ZM159 12H160V13H159ZM161 12H162V13H161ZM196 12H198V15H197ZM213 12H214L216 15H215ZM11 13H13V14L11 15ZM26 13H27L28 15L33 14V15L35 16V18H36V17H37V18L35 19L33 15H31V16L28 17V15H27ZM37 13H38V14H37ZM39 13H40V15H39ZM64 13H65V14H64ZM67 13H70L71 15L68 16ZM82 13H83V12H82ZM105 13L107 14V15H106L107 17L104 16ZM108 13H109V14H108ZM131 13H132V14H131ZM138 13L141 14V15H137ZM144 13H145V14H144ZM164 13H167V14L169 13V17H168L167 14H165V15H167V17H168V19H166V20H168L167 22H166V20H165V18H167V17L164 15ZM224 13H225L226 15H225ZM236 13H237V14H236ZM251 13H252V14H251ZM257 13H258V14H257ZM6 14H8V15H6ZM17 14H18V16H17ZM73 14H74L75 16H74ZM99 14H98V15H99ZM117 14H119V15H118V16H119L118 18H116V17H117ZM149 14H151V15L153 16V18H152V16L150 17ZM155 14H156V15H155ZM160 14H162V18H161V15H160ZM174 14H175V15H174ZM180 14L183 15L184 18H183ZM186 14H187V15H186ZM188 14H189V15H188ZM192 14H194L195 16L192 15ZM202 14H203V15H202ZM217 14H218V15H217ZM219 14H220V15H224V17H223V16H220ZM253 14H257L256 17H257L258 19H259V17L261 16V20H262V21H261V20L256 21L257 18H256V17L254 18L255 15H253ZM5 15L7 16V18H6ZM19 15H21V16L23 15V16H22L23 19H22V17H21V19H20V18H19V17H20ZM36 15H37V16H36ZM42 15H44L45 17L42 16ZM61 15H64V16L67 15L68 19L66 18V16H65V18H64V16L62 17ZM72 15H73V16H72ZM102 15H103V17H102ZM110 15H111V16H110ZM123 15H124V14H123ZM126 15H127V16H126ZM143 15H145V16H143ZM163 15H164V16H163ZM196 15H197V17H196ZM208 15H210L211 17L209 16L210 19H209L208 22H207L206 20L208 19V17H207ZM237 15H238V17H237ZM10 16H11V18L9 19V21H7V20H8V17H10ZM26 16H27V18H26ZM38 16H42V17H38ZM76 16H77V17H76ZM142 16H143V17H142ZM156 16H158V17L160 16V17H159V18L157 17V19H156ZM172 16H173V17H172ZM174 16H175V18H176V16H177V17H179L180 19H182V18L185 19V17H186V19H188V20H187V22H186V21H185L186 19L181 21V20L178 18V20H179V22H178V20H177V18H176V21L178 22L177 24H179V25H177L176 22L173 23V24H176V27H177V28H176L175 26H174V27L172 26V25H173V24H172L173 21H171L172 18L175 19ZM192 16H193V17H192ZM198 16H199V19L201 18V19H200V22H197V21H199ZM202 16H204V17H206V18H204V17H202ZM248 16H249V17H248ZM3 17H5L7 20H6L5 18H3ZM13 17H14L15 20L12 19ZM16 17H17V18H16ZM32 17H33V18H32ZM60 17H61V18H64V19H61ZM69 17H70V18H69ZM73 17H76V18H74L75 20L72 19ZM111 17H113V19H114V17H115L116 19L112 20V19H110ZM164 17H165V18H164ZM215 17H216V19H215ZM222 17H223V19H222ZM228 17H229V18H228ZM235 17H236V18H235ZM239 17H241V19H239ZM242 17H244V18H242ZM18 18H19V20H18ZM24 18L27 19V20H25ZM42 18H43V19L45 18L44 20H46V21H44V20H43V21L40 20V19H42ZM58 18H59V19H58ZM77 18H78V19H77ZM90 18H91V17H90ZM102 18H103L104 20H103ZM130 18H132V19H130ZM151 18L153 19V21L151 20ZM160 18L163 19L164 22H163L162 20H160ZM196 18H197V21H196ZM202 18H204V19H202ZM211 18H212V19H211ZM217 18L220 19L221 21H220V20H217ZM224 18H225V19H224ZM3 19H4V20H3ZM11 19H12L13 22L11 21ZM30 19H31V22H30ZM55 19H56V20H55ZM57 19H58V21H59V24H58ZM60 19H61V20H60ZM76 19H77L78 21H77ZM83 19H84V20H83ZM154 19H155V20H154ZM194 19H195V20H194ZM205 19H206V20H205ZM213 19H215V22H214ZM229 19H230V21H231V20H232V21L230 22ZM235 19H236V20H235ZM245 19H247V21H244ZM258 19H257V20H258ZM16 20H17V22H15ZM21 20H22V21H21ZM23 20H24V21H23ZM28 20H29V21H28ZM34 20H35V22H34L35 24L33 23ZM37 20L40 21V22H42V24L39 23V22H37ZM47 20H49V21H47ZM50 20H51V22L53 21V22H52L53 24L51 23V27H52L53 25H55V24H56V26H53L52 28H49V27H50V24H48V23H47V24L44 23V22H49V23H50ZM64 20H70L69 23H73V22H71V20H73V21H74V24L64 23V22H66V21H64ZM100 20H101L102 22H101ZM156 20H157V21H156ZM158 20H160V21H158ZM192 20H193V21H192ZM201 20H203V21H201ZM204 20H205V21H204ZM210 20H212L213 22H211ZM227 20H228V22H226V23H228L229 25H227V24L225 23V21H227ZM237 20H238V23H237ZM3 21H6V24H5V22L3 23ZM54 21H55V22H54ZM99 21H100L101 23H99ZM125 21H126V19H125ZM143 21H145V22L143 23ZM147 21L150 22V23H147ZM151 21H152V22H151ZM183 21H184V22H183ZM209 21H210V22H209ZM216 21H220V22L216 23ZM241 21H242V22H241ZM249 21H250V22H249ZM9 22H11V25H9V26H11V27H9V26H8V27L5 26V25L10 24ZM18 22H19V23L23 22L22 26H21V24H18V26H17V23H18ZM36 22H37V23H36ZM67 22H68V21H67ZM77 22H81L80 24H81L83 27L78 26V25H80V24L77 23ZM85 22H86V23H85ZM97 22H98V23H97ZM122 22L125 23L124 21H122ZM122 22H121V23H122ZM153 22H156V25H155V23L153 24ZM157 22H158V23H157ZM159 22H161L162 25H163V24L165 25V24L168 23L167 26H169V27H168L169 29L166 28V27H167L166 25H165V27H164V26L162 27V26H161V23L159 24ZM182 22H183V23H182ZM185 22H186V23H185ZM190 22H191V23H193V22L196 23V25L193 26L192 29H191L192 24H191ZM202 22H207V25H206V23H204V25H202L203 27H201ZM232 22H233V23H232ZM234 22H235V23H234ZM240 22H241V23H240ZM246 22H248V25H249L248 28L246 27V26H247V25H246V24H247ZM259 22H260L261 25L259 24ZM7 23H8V24H7ZM15 23H16V25H15ZM26 23H27V25H26ZM29 23H30V24H29ZM43 23H44V24H43ZM63 23L66 24V25L68 24L69 26H71V29H72L73 31L78 30V29H81V32H82L83 29H84V31H85L86 33H85V35H84L83 32H82V36H83V37H82V36H80V35H81V34H80L81 32H80V30H79L80 33H79V32H74V34L76 33V35H73V33H72L70 27H69L68 25H67V26L64 25ZM116 23H117V22H116ZM116 23H114L113 25H114V26H117V25L119 26V23H120V22H118V24H116ZM151 23H152V25H151ZM181 23H182V26L180 25ZM189 23H190V24H189ZM194 23H193V25H194ZM199 23H200V27H199L198 30H200V31L203 30L202 33H203L204 31H207V32L211 31V32H213V33L209 32V33H207L208 35H206V34H205V35L202 34V35H204L206 38L203 37V36L200 37L198 30H196V28H198V26H199ZM214 23H215V24H214ZM220 23H222V24H220ZM224 23H225V24H224ZM236 23H237V24H236ZM239 23H240V24H239ZM249 23H250V24H249ZM252 23H253V25H251ZM254 23H256V25H255ZM4 24H5V25H4ZM24 24H25V25H24ZM33 24H34V25H33ZM36 24H37V26H36ZM60 24H61V26H60ZM62 24H63L64 28H66V30H65L64 28H62V27H63ZM85 24H87L88 26H86ZM157 24H159V26H157ZM171 24H172V25H171ZM186 24H187V25H186ZM197 24H198V26H197ZM210 24H212V25H210ZM216 24H220V25H218L219 27H218V26L216 27ZM223 24H224V25H223ZM231 24H233V25H231ZM234 24H235V25H234ZM238 24H239V25H238ZM23 25H24V26H23ZM31 25H32V27H31ZM39 25H40V26H39ZM45 25H47V26H45ZM74 25H75V26H74ZM120 25H121V24H120ZM142 25H143V26H142ZM148 25H147V27H148ZM183 25H184V26H183ZM205 25H206V26H205ZM214 25H215V26H214ZM236 25H238L239 27L237 28ZM243 25H245V26H243ZM262 25H263V26H262ZM58 26H60L61 28L59 29ZM73 26H74V27H73ZM76 26L79 27V28H77ZM84 26L86 27V29H87L88 31L85 29ZM122 26H125V25L122 24ZM153 26H154V27H153ZM171 26L173 27V31L171 30V29H172ZM178 26H180V27H178ZM188 26H190L189 28H190L191 31L189 30ZM209 26L212 27V30H213V31H212L211 29H208V28H210ZM226 26H228V27H229V26H232L234 30L232 29V27H229V28L232 29V30H229V28L226 27ZM234 26H235V27H234ZM251 26H252V27H251ZM259 26H261V28H263V30H261V29L259 28ZM5 27H6V29H5ZM15 27H16V28H15ZM19 27H21V29H19ZM24 27H28V28L30 27L31 29H29L30 31H28V29H24ZM33 27H34L35 29H37V30H38V29H39V30H43V32L40 31L41 33H39V30H38V32H35V31H37V30H33V29H34ZM38 27H40L41 29L38 28ZM44 27H46V29H45ZM57 27H58L59 30L57 29ZM68 27H69V28H68ZM91 27H90V29H91ZM99 27H102V28H99ZM110 27H109V28H110ZM149 27H148V28H149ZM158 27H159V28H158ZM160 27H161V30H163L162 32H160ZM181 27L183 28L182 31H181ZM207 27H208V28H207ZM215 27H216V28H215ZM222 27H224L225 29L222 28ZM242 27H243V28L245 27V28L243 29ZM253 27H255V28H253ZM14 28H15V29H14ZM22 28H23V29H22ZM73 28H74V29H73ZM76 28H77V29H76ZM82 28H83V29H82ZM120 28H121V29H120V33H121V34H125V33H122V30H123V32H124V28H122V27H120ZM125 28H126V27H125ZM175 28H176V29H175ZM179 28H180V29H179ZM201 28H202V30H201ZM204 28H205V30H204ZM214 28H215V30H214ZM221 28H222V29H221ZM226 28H227V29H226ZM235 28H236V32H235ZM246 28H247V30H246ZM249 28H250V29L252 28V29L250 30ZM3 29H5L6 31L3 30ZM8 29L11 30V31H8ZM12 29H14V30H16V31L18 30L17 33H16V31H14V30L12 31ZM49 29H50V31H48ZM69 29H70V30H69ZM95 29H96V30H95ZM99 29H100V30H101V29L104 30V31H103L104 34H103L102 31H101V33H100V32H99V31H100ZM134 29H135V30H134ZM144 29H143V30H144ZM157 29H158V31L160 32L161 35L164 33V34L162 35L163 37L161 36L162 38H161V37L159 38L160 34H159L158 31H156V33H158V34L156 35V34L154 33V34H155L154 37H156V38L153 39L151 33L154 32V31L157 30ZM164 29H165V30H164ZM166 29H167V30H166ZM174 29H175V30H174ZM177 29L180 30V33L182 32V34H180L179 31H176ZM186 29H188V30H187L188 32H186ZM194 29H195V30H194ZM217 29H218V30H217ZM248 29H249V30H248ZM254 29H255V30H254ZM20 30H21V31H20ZM22 30H23V31H22ZM24 30H25V31H24ZM45 30H46V32H45ZM51 30H52L53 33H51ZM53 30H54V31H53ZM64 30H65V31H64ZM151 30H154V31L150 32ZM168 30H169L170 32L172 31V32H171L172 34H170ZM192 30H194L195 32H198V34H197V33H196V34L199 35L198 38L200 39V40H199L200 42H198L197 35H196L195 32L192 31ZM219 30H220V32H219ZM260 30H261L263 33H262V32L260 33ZM19 31H20L21 33H20ZM56 31H57V35L55 36ZM66 31H67V32L69 31V32L67 33ZM70 31H71V32H70ZM95 31H98V32L95 33ZM117 31H118V30H117ZM128 31H130L131 34H130V32H128ZM165 31H166V32L168 31L167 34L169 33V35H167ZM175 31L177 32L176 34H178L177 36H176L175 33H174ZM183 31L186 32V33H184ZM221 31L224 32V33H226V34H225V37L229 34V37L232 38V39H231L232 41H231L230 39L227 40L229 37H226V38L223 37V36H224V33H223V36H222V35H221V34H222ZM231 31H232V33H231ZM237 31H238V32H237ZM239 31H240V33H239ZM241 31H242V32H241ZM250 31H251V32H250ZM254 31H255V33H253ZM5 32H6V33H7V32H10V36H12L13 38H11V37L9 36V33L4 34ZM11 32H12V33H11ZM14 32H15V33H14ZM18 32H19V33H18ZM23 32H24V33L26 32V33L23 34ZM44 32H45V33H44ZM64 32H65V34H64ZM87 32H88V33H87ZM107 32H108V33H107ZM118 32H119V31H118ZM118 32H116V33H117V34H120V33H118ZM127 32H128V33H127ZM138 32H139V34H140V31H138ZM149 32H150V34H149ZM228 32H229V33H228ZM233 32H234V33H233ZM246 32H247V33H246ZM248 32H249V33H248ZM27 33H29V34H27ZM37 33H38V35L40 34V35H39L40 37H39V36L37 37ZM42 33H43V34H42ZM46 33H49V34H46ZM99 33H100V34H99ZM146 33H148V34L151 35V36L147 35ZM183 33L186 34V36H185ZM189 33H191V36H189V35H190ZM192 33H193V35H192ZM200 33H201V32H200ZM204 33H206V32H204ZM214 33H215V34H214ZM217 33H220V34H218V35H221V37L218 36V38H217ZM227 33H228V34H227ZM238 33H239V35H238ZM250 33H251V34H250ZM258 33H259V37H258ZM12 34H14V35H12ZM15 34H16L17 36H16ZM19 34H20V37H19ZM21 34H23V36H26V35H28V36L23 37ZM31 34H33V36H32ZM44 34H45V35H44ZM50 34H51V35H50ZM52 34H54V36H53ZM60 34H62V35H61V38H63L62 40H66V39H67V40H68V39L70 40V41H67V40H66V41L69 42V45L72 46V48H71L70 46H68V45H67V46H68V48H67L66 44H68V43H67L66 41H62L61 38L58 39V38L60 37V36H59ZM68 34H69L70 36H69ZM97 34H98V36H100V35L102 34V36L99 37V40H100V41H99L98 39L96 40V39L93 38V37L97 36ZM154 34H153V35H154ZM187 34H188V36H187ZM194 34H195L196 36H194ZM213 34L215 35V37H214ZM245 34H247L248 36H247V35L245 36ZM29 35H30V36H29ZM41 35L44 36V37H42ZM46 35H47V36H46ZM66 35H67V36H66ZM133 35H132V36H133ZM135 35H137L139 38H140V37L143 38L142 40H145V41L147 40L146 42L149 43V44H147V43H145V44H147L148 46H150V44H153L154 48H153V47H149V49L152 48V49H151L152 52L149 50V51L151 52L150 54H149L148 50L146 49V50H147V54H148V56L146 55V52H145V51H146L145 48L147 47V45L142 44V43H144L145 41L143 42V41L141 40V38L138 39V37L135 36ZM158 35H159V36H158ZM166 35H167V36H166ZM181 35H182V36H181ZM183 35H184V36H183ZM210 35L212 36V38L214 37V42H213V39H212V42L210 41V40H211V38H210L211 36H210ZM230 35H231V36H230ZM249 35H250L251 37H250ZM14 36H15V37H14ZM34 36H35V37H34ZM49 36H50V40H51L52 42H54V40H55V42H56L57 44L54 43V44H52L51 47H50V46H46V45H49V43L51 42V41L49 40ZM52 36H53V37H52ZM63 36H64V37H63ZM68 36H69L70 38H68ZM72 36H73V37H74V36H75V37L78 36V38H80V41L78 40V38H77V39H74L75 37L71 39ZM98 36H97V37H98ZM109 36H111V35H108L107 39L109 38ZM148 36H149L152 40L149 39ZM164 36H165V37H164ZM209 36H210V37H209ZM234 36H235V38L238 36V37L236 38V40H234ZM241 36H244V37H242V40H241V38H240ZM252 36H253V37H252ZM2 37H3V38H2ZM7 37H8V38H7ZM17 37H19V38H17ZM22 37H23V38H22ZM32 37H34V39L36 38L35 40H37V38H38V40H40V42H39L38 40H37L36 42H34L35 40L33 41ZM45 37L48 38V39H46ZM65 37H67V38L65 39ZM81 37H82V38H81ZM97 37H96V38H97ZM147 37H148V38H147ZM169 37H170V38H169ZM184 37H185V38H184ZM190 37H191L192 39H191ZM194 37H196V38H194ZM249 37H250V40H249ZM255 37H256V38H255ZM260 37H261V39H260ZM5 38H6V40H5ZM21 38H22V42H23V43H25V41H26V43L24 44V46H26L27 48H25V47L22 45L23 43H21ZM30 38H31V40H30ZM40 38L42 39V41H41ZM43 38H44V39H43ZM54 38H57V39H54ZM125 38H127L128 40L126 39V40H127V41H126ZM181 38H182V39H181ZM183 38H184V39H183ZM215 38H217L218 41L215 40ZM220 38H221V39H220ZM223 38H224V39H223ZM244 38H246V39H244ZM254 38L256 39V42H255V39H254ZM262 38H263V40H262ZM9 39H10V42H8ZM12 39H13L14 41H13ZM26 39H28V40H26ZM89 39H90V38H89ZM164 39H166V40H165L166 42L163 41ZM185 39H186V40H185ZM187 39H188V41H187ZM201 39H202V42H204L203 44L201 43ZM207 39H209V40H207ZM225 39H226V40H225ZM239 39H240V40H239ZM258 39H259V40H258ZM15 40H16V41H15ZM18 40H19V41H18ZM29 40H30V41H29ZM46 40H49V41H46ZM58 40H60V41H58ZM71 40H73V41H71ZM76 40L79 41V44H78V41L76 42L78 46L75 44V41H76ZM132 40H135V43H132V42H133ZM149 40H150V41H149ZM153 40H156V41L153 42ZM161 40H162V41H161ZM177 40H178V41H177ZM183 40H184V41H183ZM191 40H192V41H191ZM205 40H206V41H205ZM220 40H222L223 42L220 41ZM260 40H262V41H260ZM4 41H5V42H4ZM17 41L20 42L21 45H20L19 43H17L16 45H17V46L20 45V46L16 48V45L14 44V45H15V46H14L12 43H14V42L16 43ZM32 41H33V42H32ZM44 41L46 42V45H45V48H46V49L44 48V45H43V43L45 44ZM81 41H82V42H81ZM103 41H104V40H103ZM123 41H125V42H127V43H125V42H123ZM137 41H138V42H137ZM148 41H149V42H148ZM159 41H160V42H164V43H160ZM170 41H171V42L173 41V43L175 44V46H174V44H172ZM193 41H194V42H193ZM207 41H209V45L206 44L207 47H206V45H205V47H206V48H205V47H204V44H205ZM219 41H220V43H219ZM226 41H227V42H226ZM229 41H230V42H229ZM233 41H234V44H233ZM242 41H243V42L246 41V42H245V45L242 43ZM250 41H253L252 44H251ZM28 42H30V43H28ZM41 42H43V43H41ZM52 42H51V43H52ZM58 42H60L59 45H58ZM64 42H66V44H64ZM72 42L74 43V45L71 44ZM80 42H81V43H80ZM98 42H99V43L101 42V43L104 44V45H100L101 43L98 44ZM140 42H142V43H140ZM152 42H153V43H152ZM178 42H180L181 45H180V43H178ZM186 42H187V43H186ZM221 42H222V43H221ZM225 42H226V43L229 42V44L227 45V44H225ZM237 42H238V43L241 42L242 44L240 43V44H241V45H240V44H238ZM248 42H249V43H248ZM261 42H263V44H262ZM31 43H32V44L36 43V45H37V43H39L38 46H37L38 48L36 47V45H35V46L31 45ZM119 43L122 44V46H121V44H120L121 47L118 45ZM137 43L140 44V45H138ZM166 43H167V45H166ZM168 43H169V44H168ZM185 43H186L187 45H186ZM188 43H190V44H188ZM207 43H208V42H207ZM246 43H247V44H246ZM259 43H260V44H259ZM40 44H41L42 47L40 46ZM111 44H110V45H111ZM116 44H117L118 47H120V48L116 47ZM125 44H127V45L125 46ZM132 44H135V45L133 46ZM177 44H178V45H177ZM184 44H185V46H183ZM193 44H194V45H193ZM201 44H202V45H201ZM211 44H212V45H211ZM249 44H250V45H249ZM6 45H10L11 47H10V46H6ZM12 45H13V46H12ZM30 45H31V46H30ZM50 45H51V44H50ZM53 45H57V46H56V47H53ZM99 45H100V46H99ZM143 45H144V46H143ZM163 45H164V46H163ZM192 45H193V47H191ZM196 45H198V46H196ZM64 46H65V47H64ZM73 46H75V47H73ZM101 46H103V48H102ZM104 46H105V47H104ZM124 46H125V49H123ZM142 46H143V47H142ZM145 46H146V47H145ZM151 46H152V45H151ZM156 46H157V45H156ZM165 46L167 47L168 50H164V49L166 48ZM178 46H179L180 48H179ZM4 47H5V49H4ZM14 47H15V49H18V51H19V49H20V50H21L20 53H17L18 51L16 52V50L13 49ZM28 47H29V48H28ZM30 47H31V48H30ZM39 47L41 48V49H40L41 51L39 50ZM49 47H50V48H49ZM52 47L54 48V51H56L55 53L52 51ZM61 47H60V48H61ZM136 47H140V49L142 48L141 50L139 49V51H141V52H139V51L137 50L138 48H136ZM164 47H165V48H164ZM175 47H176V48H175ZM177 47H178V48H177ZM182 47H183V48H182ZM185 47H186V48H185ZM203 47H204V48H203ZM9 48H12V49H9ZM21 48H22V49H21ZM23 48H24V53H23ZM32 48H33L35 51H34ZM47 48H49V49H51V50H48ZM60 48H58V52H57V54H56L57 57H58L59 55H62V54L65 52L64 50H63L64 52L62 51V48H61V50H60ZM76 48H77V49L79 48V49L76 51ZM99 48L102 49L100 54H99V52H100ZM104 48H105V50H103ZM111 48H112V47H111ZM121 48H122L123 51H121ZM147 48H148V47H147ZM163 48H164V49H163ZM169 48H171V49H169ZM196 48H197V49H196ZM200 48H201V49H200ZM6 49H7V50H6ZM72 49H73V50H72ZM106 49H107V50H106ZM172 49H173V50H172ZM188 49H189V50H188ZM193 49H194L195 51H194ZM202 49H203V50H202ZM205 49H206L207 53H206ZM5 50L8 51V52H4ZM9 50H10V51H9ZM12 50H14V51H12ZM26 50H28L29 52L27 53ZM36 50H37V51H36ZM42 50H43V52H42ZM44 50H45V51H44ZM83 50H84V51L86 50V51L84 52ZM87 50H88V51L91 50L92 52L89 51V52H90V53H89ZM134 50H135L136 52H135ZM143 50H145V51H143ZM156 50H157V49H156ZM169 50H171V51H169ZM174 50H175V52H173ZM186 50H187V51H186ZM199 50H201V51H199ZM210 50L213 51V52H211ZM30 51H31V52H30ZM38 51H39V52H38ZM46 51H47V53H46ZM50 51H52L53 53H51V54L48 53V52H50ZM60 51H61V52H60ZM103 51H106V52H103ZM114 51H113V52H114ZM125 51H127V50H125ZM177 51H178V52H177ZM189 51H190L191 53H190ZM204 51H205V52H204ZM215 51H216V53H215ZM261 51H262V50H261ZM263 51H264V50H263ZM14 52H16V54H13ZM21 52H22V53H21ZM36 52H38L37 55H35ZM40 52H41V53H40ZM59 52H60V53H59ZM113 52H112V53H113ZM127 52H128V51H127ZM127 52H124V53H127ZM134 52H135V54H133ZM182 52H183V53H182ZM187 52H188V53H187ZM198 52H199V53H198ZM200 52H201V53H200ZM203 52H204L205 54H204ZM217 52H218V53H217ZM247 52H249V53H251V54H252V53L254 54V53L256 52V54H258V55L241 57V56H243L244 53L246 54ZM25 53H26V55H24ZM30 53H34L33 56H32V54H30ZM42 53H43V54H42ZM58 53H59V55H58ZM110 53H111V52H110ZM112 53H111V54H112ZM116 53L114 52L113 54L116 55ZM129 53H130V51L127 53L128 57H129ZM144 53H145V54H144ZM181 53L184 54V55H182ZM228 53H230V51H227V54H228ZM231 53H233V52H231ZM235 53H236V52H235V50H234V53H233V54H235ZM237 53H236V54H237ZM261 53H262V54H261ZM3 54H5V55H3ZM7 54H8L10 57H9ZM10 54H11V55H10ZM17 54H18V56H17ZM19 54H20L21 56H20ZM27 54L30 55L32 58H31L30 56H28ZM38 54H40V57L38 56ZM48 54H50V55H48ZM78 54H79V53H78ZM85 54H84V55H85ZM101 54H102V55H101ZM142 54H143V55H142ZM168 54H169V55H168ZM202 54H203V55H202ZM241 54H242V55H241ZM260 54H261V55H260ZM12 55H13V56H12ZM14 55H15V57H14ZM34 55L36 56L35 58H34ZM42 55H43V56H42ZM68 55H67V56H68ZM76 55H75L74 57H76ZM123 55H125V54H123ZM132 55H131V53H130V57H133V61L136 63V61H138V60H136V59L134 58V56H132ZM141 55H142V57H141ZM173 55H174V56H173ZM186 55L188 56V57H186V58H188V59L185 60L184 58H185ZM197 55H198V56H197ZM205 55H206V56H205ZM22 56H23V57H22ZM63 56H64V55H63ZM63 56H61V57L58 58L59 63H58V61L56 60L57 62H55V65H57V63H58V64H61V62H63L64 59L67 57V56H66L65 58H62ZM78 56H79V55H78ZM137 56H136V58H137ZM139 56H140L141 58H140ZM177 56L180 57V58H182L183 60H181L180 58L178 59ZM182 56H183V57H182ZM199 56H200V57H199ZM238 56H239V58H238ZM256 56H257L258 59H256ZM258 56H260V57H258ZM263 56H264V55H263ZM4 57H5V58H4ZM12 57H13V58H12ZM28 57H29L30 59H28ZM54 57H51V58H54ZM128 57H126L127 60H128ZM154 57L156 58L155 60H153ZM173 57H174V58H173ZM191 57H192V58H191ZM193 57H194V59H195L196 61L193 59ZM202 57H203V58H202ZM207 57H208V59H207ZM216 57H217V58H216ZM222 57H224V58H222ZM246 57H250L249 60H248V58H246ZM252 57H255L256 61H258V62H256L255 59H253ZM8 58H9V59H8ZM19 58H20V59H19ZM37 58H38V59H37ZM51 58H50V59H51ZM60 58H61V59H60ZM67 58L69 59V57H67ZM76 58H77V57H76ZM94 58H95V59H94ZM123 58H124V56H123ZM139 58H140V59H139ZM172 58H173V59H172ZM197 58L200 59V60H198ZM213 58H214V59H213ZM221 58H222L223 60H221ZM241 58H242L243 60H244V59H245V60H248L247 62L244 60V63H245V64L248 63L247 66L244 64V66H246L245 68H243V66H241V65H243V61H242V60L240 61ZM251 58H252V60H251ZM32 59H36V60L33 61ZM55 59H57V58H55ZM62 59H63V60H62ZM129 59H130V58H129ZM131 59H132V58H131ZM171 59H172V60H171ZM176 59H177V60H176ZM210 59H211L212 61H211ZM16 60H17V58H16ZM19 60H20V61H19ZM44 60H45V58L43 57V58L41 59V61H39V62H37V63H35V64H41V65H42V62H43V63H44L43 65H45L46 63H48L47 61H49V59H46L47 61H46V60L44 61ZM65 60H67V59H65ZM142 60H141V61H138L139 63L137 62V68L142 66L141 69H143L144 71H146V70H145L146 67H145V65L143 66ZM184 60L187 61V62L185 63ZM193 60H194V62H192ZM205 60L207 61V64H208L207 66H206V62H205ZM215 60H217L218 63H217ZM22 61H23V60H22ZM128 61L130 62V60H128ZM154 61H156V62L154 63ZM182 61H183V63H182ZM209 61H210V62H209ZM239 61H240V62H239ZM249 61H250V62H249ZM261 61L263 62V60H261ZM32 62H31V63H32ZM45 62H46V63H45ZM49 62L51 63V61H49ZM64 62H65V61H64ZM174 62H175V63H174ZM179 62H180V63H179ZM188 62H189L190 64H189ZM191 62H192V63H191ZM203 62H204V63H203ZM213 62H214V64H212ZM262 62H260V63H262ZM22 63H23V62H21V65H22V66L19 65L20 63H19V64L17 63V66L19 65V66L23 67L24 64H22ZM31 63H26V67H24V68H26L27 71H26V70H23L24 68H22V69H21L20 67L17 68V66H16V69H17L18 71L22 70V71H21L22 74L19 75L20 77L17 76V75H18V72H17V70L15 69V65H13V66H14V69H13V70H14V72L17 73V74L15 73L16 75L14 74V72H12V73L10 72V68H8V70H6V73H8V74H6L5 71H4L3 74H1V75H3V76L0 75V78H2V80L0 79V81H3V79H4L3 82H4L5 84H4L3 82H0V85L2 86V87L0 86V87H1L0 92H3L2 94H5L4 92H7L8 90H10V91H8V93L12 92L11 94H14V93L17 94V92H15V91L18 90L16 87H14V86H13L12 84H10V83H9V84L7 83L8 85L6 84V82H10V80H14L13 82L18 83V84H16V86H18V88H19L20 90H22L20 87H22L23 84H24V86L22 87L23 90H24L23 93L25 92L24 94H26L27 91H29L28 93H31V94H32V93H33V92H32V91H33V90H32V87H34V88L37 87V88H38V85L43 84L42 82H41V83L39 82V81H41V79L39 80L38 78H40L39 75L42 76L45 72L43 71V72H44V73H43L42 71H40V69L37 70L38 68H37V69H34V68H36L34 65H33L34 68L30 67V69H31V68H32V69H31V70H28V69H29V66H28L27 64L31 65ZM50 63H48V64L46 65V66L49 65V68L51 67V66H50ZM52 63H53V62H52ZM52 63H51V64H52ZM130 63H131V62H130ZM141 63H142V64H141ZM187 63H188V64H187ZM201 63H202V64H201ZM209 63H210V65H209ZM125 64L127 65L126 62H125ZM139 64H141V66H139ZM169 64H171V67H169ZM175 64H176L177 66H176ZM199 64H200V65H199ZM215 64H216V65H215ZM240 64H241V65H240ZM253 64H252V65H253ZM172 65H173V66H172ZM193 65H194V66H193ZM197 65H198L199 67H196ZM203 65H204L205 67H203ZM211 65H213V66H211ZM239 65L241 66V69H240V66H239ZM13 66H12V64H10L11 69H12ZM27 66H28V67H27ZM53 66H54V64H53ZM184 66H186V67H184ZM200 66H201V67H200ZM210 66H211V67H210ZM143 67H144V68H143ZM164 67H166V69H165ZM172 67H173V68H172ZM180 67H181V68H180ZM187 67H190L191 70L189 71V69H188ZM215 67H216V68H219V69L216 70ZM237 67H238L239 69H238ZM254 67H255V66H254ZM167 68H168V69L171 68L172 70H169V71H168ZM186 68H187V70H186ZM196 68H197V71H196ZM199 68H200L201 71H199ZM104 69H105V68H104ZM141 69H139V71H140ZM159 69H160V68H159ZM174 69H175V70H174ZM177 69H178V70H177ZM180 69H181V71H179ZM182 69H184L185 71L183 70V72H182ZM202 69H203V70H202ZM206 69H208V70H206ZM209 69H210V71H209ZM236 69H237V73H236ZM243 69H244V70H243ZM13 70H11V71H13ZM15 70H16V71H15ZM36 70L38 71L39 74L37 73ZM101 70H103V69H101ZM143 70H141L140 72H142ZM154 70H155V73L153 72ZM242 70H243V71H242ZM249 70H250V68H249ZM25 71H26V72H25ZM29 71H30V72H31V71H33V72L35 71V73H32V75L34 74V76H36V77L34 78V76H33V78H32V75H31L30 77L28 76V77L31 79L30 82H32V84L28 87V84H27V83H28V80H30V79L27 78L26 75H28V72H29ZM124 71H125V73H126V71H130V70H129V68H128V69H125ZM156 71H157V72H156ZM160 71H161V72H160ZM198 71H199V72H198ZM203 71H204L203 74L205 75V77L202 76V72H203ZM205 71H206V73H205ZM211 71H212V72H211ZM24 72H25V77H24ZM30 72H29V73H30ZM171 72H172V73H171ZM173 72H174V73H173ZM177 72H178V73H177ZM180 72H181V74H180ZM185 72H186V73H185ZM188 72H189V74H188ZM190 72H193V73H190ZM207 72H208V73L210 72V74H208ZM219 72H220V73H219ZM245 72H248V69H246ZM4 73H5V75H7V76H6L7 78L5 77ZM9 73H11L12 75L14 74L13 77H12V75H9ZM26 73H27V74H26ZM127 73H128V72H127ZM157 73H159V74H157ZM194 73H195V74H194ZM217 73L219 74V75H218V78H217ZM248 73H250V71H249ZM171 74H172V75H171ZM176 74H177V76H176ZM182 74H183V75L186 74V75L183 76ZM207 74H208V75H207ZM211 74H212V75H211ZM8 75H9V76H8ZM169 75H171V76H169ZM174 75H175V76H174ZM178 75H179V76H178ZM188 75H189V76H188ZM193 75H194V76H193ZM206 75L209 76V77H207ZM240 75H241V76L244 75V76L241 77ZM16 76H17V79H16ZM21 76H23V78H21ZM38 76H39V77H38ZM159 76H158V77H159ZM181 76H182V77H181ZM198 76H200V77H198ZM9 77H12V78H9ZM165 77H166V78H165ZM167 77H168V79H167ZM180 77H181V78H180ZM185 77H186V78H185ZM188 77H189V78H188ZM196 77H197V78H196ZM201 77H204V78H201ZM214 77H215V79H216V78L218 79V81H215V85L213 84V83H214L213 81L215 80ZM247 77H248V76H247ZM18 78H19V80H18ZM26 78H27V80L25 81ZM36 78H37V81H36ZM169 78H170V81H168ZM171 78H173L172 81H171ZM178 78H179V79H178ZM184 78H185V79H184ZM199 78H200V79H199ZM205 78H211L210 80H212V81L210 82V80H208V79L206 80ZM248 78H249V77H248ZM5 79H6V80L9 79V80L6 81ZM21 79H23L24 82H23V80H21ZM34 79H35V80H34ZM101 79H102L103 81H102ZM165 79H166V80H165ZM174 79H175V81H174ZM182 79H183V80H182ZM198 79H199V82H198ZM202 79H203V80H202ZM213 79H214V80H213ZM16 80H17V81H16ZM20 80H21V81H20ZM99 80H101L102 82H101V81L99 82ZM105 80H106V82H104ZM176 80H178V81H176ZM181 80H182V81H181ZM184 80H185V81H184ZM192 80H194V81H192ZM196 80H197V82H196ZM204 80H205V83L203 82ZM221 80H222V79H221ZM18 81L20 82V84L22 83V86L19 85V82H18ZM188 81H189L190 83H189ZM191 81H192V82H191ZM201 81H202V83H201ZM207 81H209L210 83H207ZM238 81H239V79H238ZM245 81L247 82V84H245V83H246ZM11 82H12V81H11ZM30 82H29V83H30ZM35 82H36V83H35ZM37 82L40 83V84L37 85ZM95 82H97V83H95ZM165 82H169V83H165ZM171 82H173V83L170 84ZM174 82H175V84H174ZM176 82H177V83H176ZM180 82H181V83H180ZM217 82H218V83H217ZM244 82H245V83H244ZM1 83H2V84H1ZM25 83H26V84H25ZM92 83L89 82V83H87L88 85H87V84H85V85H87V87L89 88L90 85H92ZM98 83H99V85H98ZM100 83H101V84H100ZM102 83H103V84H102ZM104 83H105V84L107 83V84L104 85ZM203 83L205 84L204 86H203ZM206 83H207V84H206ZM250 83H251V81H250ZM3 84H4L6 87H5ZM94 84H93V85H94ZM109 84H110V85H109ZM164 84H165V85H164ZM176 84H177V85L179 84L180 86L178 85V87H179L180 89H183V90H180L179 88H176V87H177ZM183 84H184V85H183ZM192 84H193V88H194L195 90H196V88H198V89H197L198 91L196 90L198 94H197L196 92H194V90L191 89ZM196 84H197V87H196ZM252 84H255V85H253V87H252ZM257 84H259V85H260V84L264 85V83H254V82L251 83V88L254 89L253 91H255V89H257V92L259 91V87L256 88ZM14 85H15V84H14ZM26 85H27V88H28V89L26 88ZM32 85H33V86H32ZM34 85H35L36 87H35ZM107 85H108V86H107ZM126 85H127V86H126ZM172 85H173V86L176 85V86L173 88L174 90L172 89V87H173ZM182 85H183V86H182ZM186 85H187V86H186ZM209 85H210V87H209ZM219 85H218V87L220 88ZM244 85H245V86H244ZM259 85H258V86H259ZM262 85H260V87H261ZM7 86H9V87H7ZM11 86H13V87L10 88ZM19 86H20V87H19ZM111 86H113L114 90H111V89H113ZM130 86H131V88H130ZM206 86H208L210 89L207 90V87H206ZM249 86H250V84H249ZM106 87H110L111 89H110V88H106ZM200 87H201V88H200ZM203 87H205L206 91H204L205 89H203ZM218 87H216L215 90L213 89V88H215V87H213V88H212V92H213V95H214L215 97L217 96L216 99H218V97H219V99H221V98H223V95H222L223 93L218 92V91H220V90H217ZM262 87H263V86H262ZM3 88L8 89V90L5 91V89H3ZM9 88H10V89H9ZM13 88H15V89L13 90ZM30 88H31L32 91L29 90ZM37 88H36V90H37ZM39 88L42 89V91H43V88H44V90H45V88H47V87H44V85H40ZM39 88H38V89H39ZM132 88H133V89H132ZM175 88H176V89H175ZM186 88H187V89H191V92H190V90H187ZM199 88H200V89H199ZM219 88H218V89H219ZM243 88H244V89H243ZM245 88H246V89H245ZM25 89H26L27 91H25ZM94 89H93V91H91V92H92V93L94 92L95 95H94V94H93V95H94V96H97V93L95 92ZM101 89H103L104 91L102 92ZM105 89H106L107 91H105ZM108 89H109V90L111 91V93H113V94H110V91H109ZM117 89H118V90H117ZM162 89H163V90H162ZM170 89H172V90H170ZM202 89H203V91H202ZM249 89H250V87H249ZM261 89H262V88H261ZM261 89H260V91H261ZM11 90H12V91H11ZM119 90H123V92L120 91V93H119ZM132 90H134V92H133ZM135 90H136V91H135ZM137 90L140 91V93H142L143 95H141L139 92L137 93ZM166 90H167L168 92H166ZM184 90H186V91L184 92ZM216 90H217V91H216ZM262 90H264V88H263ZM13 91H14V92H13ZM18 91H19V90H18ZM30 91H31V92H30ZM38 91H40V90H38ZM38 91H37V92H38ZM112 91H115V93L112 92ZM124 91H125V92H124ZM172 91H173V92H172ZM180 91H181V92H180ZM187 91H189L190 94H187V93H188ZM244 91H245V92H244ZM34 92H35V93H34L32 96L29 95V94L27 93L29 96H31V97H29V96L27 95V97H29V98L32 99V97L36 96V94H37V92L35 91V89H34ZM40 92H41V91H40ZM100 92H101V94H99ZM106 92H107V93H106ZM108 92H109V93H108ZM117 92H118V93H117ZM159 92H160V91H159ZM169 92H171V93H169ZM182 92H183L184 94H183ZM192 92L195 93V94H192ZM200 92H201V93H200ZM229 92H230V91H229ZM246 92H247V93H246ZM8 93H6V94H8ZM92 93H90V94L92 95ZM102 93H103V94H102ZM167 93H168L169 95H168ZM172 93H173V94H172ZM174 93H175L176 95H174ZM177 93H179L180 95H179V94L177 95ZM204 93H206V94H204ZM220 93H221V94H220ZM254 93H255V92H254ZM2 94H1V95H2ZM18 94H19V93H18ZM38 94H39V93H38ZM107 94H108V95H107ZM137 94L140 95V96H138ZM171 94H172V95H171ZM181 94H182V96H181ZM191 94H192V96L189 97V95H191ZM202 94H203L204 96H202ZM251 94H252V93H251ZM1 95H0V96H1ZM91 95L89 96V98L86 97V98L88 99V101H87V99H86L85 97L83 98V100H86V102L89 103V102H91V100H94L95 98H97V97H94L93 95H92V96H91ZM110 95H111V96H110ZM144 95H145L146 97H143ZM156 95H157V96H156ZM173 95H174V96H173ZM186 95H187V96H186ZM194 95H195L196 97H194ZM198 95H199V96H198ZM220 95H221V96H220ZM249 95H250V94H248V96H249ZM116 96H113L111 99L106 97L110 102L107 101V99L105 98V96H104V97L102 96L103 99H102V97H100L102 102L99 101L100 99H99V100L95 99V101H97V104H98V102H100V104L104 102L103 104H101V105H103V106H104V104H106V103L108 102L110 105L112 104V107H115V106H113V104H115L114 101H116V100L113 99V98H115ZM172 96H173L174 98H173ZM175 96H176V97H175ZM246 96H247V95H246ZM27 97H26V98H27ZM92 97H94V98L92 99ZM138 97H140L139 100H138ZM141 97H142L143 99H142ZM156 97H158V98H157L158 101L156 100ZM188 97H189V98H188ZM199 97H200L201 100H199ZM0 98H1V97H0ZM34 98H35V97H34ZM34 98H33V99H34ZM104 98H105L106 100H105ZM191 98H192L193 100H192ZM241 98H242V99H241ZM244 98H245V97H244ZM8 99H9V98H8ZM17 99H18V98H17ZM27 99H28V98H27ZM90 99H91V100H90ZM125 99H126V102H125ZM129 99H132V100H129ZM144 99H145V100H144ZM160 99L162 100V102L159 101ZM163 99H164V101H166L165 103H164ZM173 99H174V100H173ZM187 99H188V100L190 99L189 102H191V103H189ZM216 99H215V100H216ZM219 99H218L217 101H220ZM236 99H237V100H236ZM89 100H90V101H89ZM127 100H128V101H127ZM149 100H150V99H149ZM171 100H172V101H171ZM202 100H203V101H202ZM0 101H1L0 104H2V102L4 101V98H3V100L1 99ZM105 101H106V102H105ZM117 101H116V103H117ZM137 101H138V102H137ZM170 101H171V102H170ZM175 101H176V102H175ZM179 101H180V102H179ZM181 101H182V102H181ZM192 101H193V102L195 101L196 103H198V105H199L200 108H198V107H197V108L194 107V106H197V105H196V104L194 105ZM198 101H199L200 103H202V104L200 105V103H199ZM242 101H243V100H242ZM4 102H7V101H4ZM4 102H3V103H4ZM172 102H173V103H172ZM239 102H240V103H239ZM8 103H10V102H8ZM12 103H13V102H12ZM88 103H87L88 106H87V105H86V106H87L88 109H89V108H90V103H89V104H88ZM121 103H122V105H123V101H122ZM121 103L116 104V107H117V105H119V104L121 105ZM131 103H129V104H131ZM139 103H138V105H139ZM168 103H170V104H168ZM177 103H178V104H177ZM181 103H182V104H181ZM235 103H237L238 105H235ZM13 104H14V103H13ZM109 104H108V105H109ZM129 104H127V106H126L127 108H128V105H129ZM132 104L130 105L131 107H135V106L137 107V105L134 104V106H132ZM148 104H151V103L148 102ZM156 104H154V105H156ZM175 104H177V105H176L177 107L175 106ZM185 104H186V105H185ZM190 104H192V105H190ZM106 105H107V104H106ZM122 105L119 106V107H117V110H118L119 108H124V107H125L124 105H123L124 107H122ZM151 105H152V104H151ZM154 105H153V107H154ZM158 105H157V106H158ZM171 105H172V106H171ZM181 105H182V106H181ZM193 105H194V106H193ZM255 105H256V108L259 107L256 103L253 104V106H255ZM13 106H15V105H13ZM86 106H84V107H86ZM147 106H148V105H147ZM147 106H146L145 108H147ZM157 106H156V107H157ZM173 106H174V108H173ZM187 106H188V107L190 106V107L188 108ZM235 106H236V107H235ZM82 107H83V106H82ZM87 107H86V109L78 107V108H77L78 111L75 110L76 113L74 112V114H77V115H78V114L84 112L82 115H86V116L89 115V114H87L88 111H85V110H88ZM98 107H100V105H99ZM104 107H105L106 109H105V108H102V107H100V108H101V110H105V111H104L105 113H102V112L99 110V109H100V108H99V109H98V110H99L98 112L101 113V114H98V112H97V115H96V116H98V115L101 116V115H102V117H104L103 114H105V115L107 114V111H108L109 108H107L106 106H104ZM116 107H115V108H116ZM131 107H130V109H131ZM153 107H152V108H153ZM168 107H169V108H168ZM180 107H181V108H180ZM182 107H184V108H182ZM148 108L150 109V105H149ZM191 108H192V109L194 108L195 110L193 109V110H194L193 112H189V111L191 110ZM253 108H254V107H253ZM256 108H254V109H255V110H258V109H256ZM79 109H80V111H81V110H82V111L80 112ZM125 109H126V108H124V110H125ZM130 109H127V113L125 114V116H126V115H129V114L131 113V112H128V111H130ZM171 109H172V110H171ZM180 109H181V110H180ZM188 109H189V111H188ZM254 109H253V110H254ZM14 110H15V109H14ZM119 110L123 111L122 109H119ZM177 110H178V111H177ZM179 110H180L181 112H179ZM184 110H185V111H184ZM173 111H175V112H173ZM183 111H184V112H183ZM235 111H236V113H235ZM77 112H78V113H77ZM79 112H80V113H79ZM85 112H86V113H85ZM177 112H178V113H177ZM185 112H189V113L184 114ZM194 112H197V113H194ZM205 112H206V113H205ZM88 113H89V112H88ZM128 113H129V114H128ZM172 113H173V114H172ZM193 113H194V114H193ZM90 114H91V113H90ZM132 114H133V113H132ZM132 114H130V115H132ZM135 114H137V116H138V115L141 114V113L138 114V112H137V113H134V115H135ZM168 114H167L168 117H166V118H169V117H170ZM177 114H178V115H177ZM192 114H193V115H192ZM195 114H196V117H195ZM214 114H215V115H214ZM235 114H236V115H235ZM237 114L240 115V116H238ZM241 114H242V115H241ZM254 114H255V113H254ZM80 115H81V114H80ZM142 115H143V114H142ZM181 115H182V116H181ZM185 115H186V116H185ZM187 115H188L189 118L187 117ZM100 116H98V117H100ZM135 116H136V115H135ZM148 116H149V115H148ZM148 116H145V115H144L143 117H142V116H141V117H142V118H147ZM180 116H181V117H180ZM213 116H214L215 118H213ZM217 116H218V117H217ZM149 117H150V116H149ZM151 117H152V116H151ZM185 117H187V118L185 119ZM193 117H191V119H192ZM220 117H222V121H221V122H220V120H218V119H221ZM194 118H193V120H191V122H188L189 126H190V124L198 123V121H197V122L194 121ZM216 118H217V119H216ZM239 118H240V119H239ZM175 119H176V122H175ZM180 119H181V120H180ZM201 119H202V120H201ZM214 119H216V120H214ZM138 120H139V121H138V123H139V122H140V119H138ZM167 120H168V119H167ZM213 120H214V121H213ZM217 120H218L219 123L217 122ZM38 121H39V120H38ZM179 121H180V123H179ZM183 121H184V122H183ZM223 121H224V123H223ZM234 121H235V120H234ZM142 122H143V120H142ZM163 122L168 123V122H166V121H163ZM177 122H178V123H177ZM181 122H182V123H181ZM185 122H186V123H185ZM193 122H194V123H193ZM215 122H216V123H215ZM226 122H227V123H226ZM237 122H238V123H237ZM249 122H250V123H249ZM143 123H144V122H143ZM169 123H170V122H169ZM169 123H168V124H169ZM171 123H170V124H171ZM175 123H177V124H175ZM183 123H184V124H183ZM217 123H218V124H217ZM220 123H223V124H220ZM229 123H230V126H229ZM180 124H181V125H180ZM186 125H187V124H186ZM212 125H213V126H212ZM214 125H215V126H214ZM218 125H220V127H219ZM221 125H222V126H221ZM225 125H226V126H225ZM232 125H234V126H236V127H234V126H232ZM178 126H179V127H178ZM182 126H183V127H182ZM231 126H232V127H231ZM186 127H187V126H186ZM217 127H218V128H217ZM41 128H42V127H41ZM43 128H44V127H43ZM237 128H238V127H237ZM237 128H236V129H237ZM247 128H248V127H247ZM247 128H246V129H247ZM252 128H254V127H252ZM221 129H220V130H221ZM223 129H224V128H223ZM22 130H24V131L26 130V132H28V131H27V128H24V129H22ZM28 130H30V129H28ZM220 130L218 129V131H220ZM226 130H224V132H226ZM34 131H35V130H32V131L30 130V132H32V134L34 133ZM148 131H151V130L148 129ZM39 132H40V131H39ZM39 132H36V134H35V135H36V138H37V133H38V134H42L43 131H42L41 133H39ZM44 132H45V131H44ZM44 132H43V134H44ZM224 132L221 130V133H224ZM21 133H23V132H21ZM24 134H25V133H24ZM28 134H30V133H28ZM232 135H234V134H232ZM24 136H26V135H24ZM24 136H21L20 138H22V137H24ZM27 136H29V135H27ZM31 136H32L31 139L33 140V139L35 138L34 135H31V134H30V137H31ZM38 136L40 137L41 135H38ZM30 137H29V139H30ZM33 137H34V138H33ZM24 138H25L26 140L28 139V137H24ZM208 138H209L210 140L213 139V137H212V138H211V137H208ZM208 138H205V139H208ZM216 138H217L218 140H219V139L221 140V137H219V136H217V137L214 136V139H216ZM29 139H28V140H29ZM203 139H204V138H203ZM214 139H213V140H214ZM253 139H255V142H245V141H244V142H245V144H248V145H252V144L255 145V146H260V145H262V143L259 142V141L257 140L258 138H256V136H255V137L253 136ZM213 140H211V141H213ZM256 140H257V141H256ZM221 141H222V140H221ZM239 142L241 143V141H238V143H239ZM242 142H243V141H242ZM258 142H259V143H258ZM215 143H216V144H215ZM215 143H213V144H215L216 146H218V145L221 144L222 142L219 143V142H217V140H216ZM234 143H235V142H234ZM195 144H196V145L198 144V146H201V144H205V143H204V142H203V143H202V142H201V143L197 142V143H195ZM217 144H218V145H217ZM207 145H209V144H207ZM207 145H206V146H207ZM211 145H212V143H211L209 146H211ZM215 145H214V147H215ZM253 145H252V146H253ZM202 146H205V145H202ZM212 147H213V146H212ZM181 151H182V148H180V149H176V152H175V154L173 155V159H174V161H175V165H176V163H177V164H180V161H181L180 159H182V157H181L180 154H178V152H181ZM177 155H178V156H177ZM176 156H177L178 158H177ZM128 160H129V159H127V161H128ZM137 160H138V161H137ZM137 160H135V159L133 158L132 161L129 160V161H130L129 164L132 166V165L135 164V161H137V165H138L139 163H140V165H144L143 162H144V160L146 161V159H144V158L142 157V155L140 156V158L138 157ZM176 161H177V162H176ZM138 162H139V163H138ZM141 162H142V164H141ZM135 166H136V165H134V166H132V167H135ZM176 166H178V165H176ZM262 218H263V217H262ZM15 247H16V246H15Z\"/></svg>", "mask_w": 264, "mask_h": 264}]
</instances>
